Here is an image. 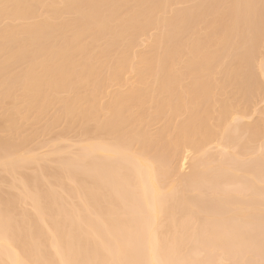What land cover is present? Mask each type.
Segmentation results:
<instances>
[{
  "label": "bare ground",
  "instance_id": "6f19581e",
  "mask_svg": "<svg viewBox=\"0 0 264 264\" xmlns=\"http://www.w3.org/2000/svg\"><path fill=\"white\" fill-rule=\"evenodd\" d=\"M29 1L30 2H34L35 4L32 3L34 5H31V4H29L30 3ZM119 1L120 0H84V1L83 0H66L64 2H61L60 5H62L61 6L62 9H70L72 11L74 10L78 14L81 13L82 16L83 15L85 16V14H86L85 12H87L86 16L89 17V18H86V20H87L86 22H84V19H85L84 17H82L81 19L80 18H77V19L75 18L74 19V22H72V27H71L72 29L74 28L73 30L75 31L74 34H73V36L71 34V37L70 38H67V39L63 40V42H61V44H59L57 46V48H55V51L54 52H52V50H51L52 49L51 46H53L52 45L53 41H51L50 38H51L52 35H54L53 33L57 29L55 27L51 26V24H47L46 21H44V20L41 21V22H39L38 24H35V25H23L19 29L18 28H9L7 30L4 29V30H2L0 32V37L1 38H4V39H7L8 45H9L8 47L11 48L10 54H11V57L14 60H21V59H23L25 57V48L28 49V48H33L34 47V48L37 49V50L34 49V50L37 51L36 53H38L39 51H40V53L41 52H44V53H47V54H48V52L51 53V54H49L48 61L44 64V69H43V71L41 73V76L35 75V72H34L35 68H34L33 65H31L25 71H23L22 73H20V74H18L16 76H13L12 77V78H14L17 81L18 85H20L21 89L25 92V94H26V96H27V98L29 100L28 101L29 103L32 101V102H36L37 104H40V106H42L44 104L43 102H45V99H46L45 96H44V88L45 87L51 86L54 90H56L59 87L64 86L65 83H67V81L70 78H72V76L74 75V72H75L74 70H76V68H78V67L75 66V64L71 61V59H72V55L76 51L81 50L84 47L80 43L81 41H79V39L81 40V37L83 36L82 34H85L87 31H89L88 33H91V32L93 33V29L94 28H95L94 29L95 30V32H94L95 34H97V32H99V31H101V32L104 31L106 33H109V32L111 33V31H113L112 32L113 36H112V39H111V43H112L111 46H116L115 44H118L117 43L118 42L117 41L118 40L117 37H119V35H121L122 37H124V35H126V34L129 33L128 27L126 25V27H127V29H126L127 31L126 32H128V33L121 34V33H123L122 32L123 30L120 31V29H119V28L122 27L121 22H117L118 24L116 23V24H114L110 28V26H111L110 24L113 21L116 20L115 19V16L116 15H115V12L114 11H115V7L117 6V4H118ZM135 1H136L137 4H139L138 7L140 8V11L138 9L137 12L134 11L135 13L134 12L133 13L131 12L132 14H130V12L129 13L127 12L126 15H125V18H123L124 21L127 20V19L128 20L131 19L132 18L131 16H133V21H134V18H135V20H137L138 18H140L138 16H141V17L142 16H145V19H146L147 18L146 17L147 14H148L147 16H149L150 12H151V14L152 13H155L154 9L156 10L159 7L158 6L159 5L158 3H156L157 4V7H155L156 6L155 2H158V0H156V1L155 0H152L153 3H152L151 0H144V1L141 0V3L143 2L142 4L141 3H138V1L140 2V0H138V1L135 0ZM159 1H160V4L163 1L162 2L163 4H161V5L165 7L166 2H168L169 0L166 1V2H165V0H162V1L159 0ZM215 1H221V0H215ZM239 1H241V2L239 3ZM40 2H41L40 0H35V1L34 0H2V1L0 0V14H3V15L5 14L8 17H10V16L11 17L16 16L18 18L19 17L22 18V17H25L26 15L32 14L34 12V7L33 6H37L38 3H40ZM106 2H108V4ZM234 2L236 4V5H234V8L232 7V10L233 11L235 10L234 11V14L237 13L236 15H238L239 12L243 13V15L242 14L241 15L239 14L237 16L238 18H239V16H242V17L245 16V15L246 16L244 18L241 17L242 18V20H241V19H238L236 17V15L232 14V16L234 15V17H235V19H234V17H232L234 20L233 19L231 20V17H229L230 20H231V22H229L230 20L228 22H225L224 21L225 23L231 25V27L230 26L227 27L224 24V22L222 21L223 19H221L222 17L224 18V16L221 17V15L224 12L221 11L222 13H220V11L218 10L219 12L217 13V10L216 9L215 10L214 9L213 10L211 9L212 11H210V9H209L210 8L209 7L210 5L209 4H206V7L208 6L207 8H208V12H210V14L216 13V15H218L220 13V16L218 15L219 18L217 17V19H218V26L219 27H222V29H225V30L228 29L227 30L228 32H226V34L229 33V35H232V33H234V31H235V29H234L235 26H236V28H239L238 27L239 24L237 25V22H236L235 25L232 23V22H235L236 20L237 21L238 20L240 21L238 23L243 24V25H239V26H245V25L249 26L248 28H247V26H245V29H242L243 27L242 28H239L240 30L239 29L238 30L236 29V31H239L237 33L240 34V37L241 38L248 36L245 39H248L250 41V40H252L250 38L253 37V35H254L252 33V31H255L257 29V27H259V26L261 28L264 26V25H262V23L264 22L263 21L264 17L262 15H259V11L257 10L258 8H260V6H261V8H263L262 11L264 10V5H262V4H264V1L263 0H260L258 2V0H256V2H258V4L255 3V1L253 2L252 0H243V2H242V0H237V1H234ZM50 3L51 4L53 3L52 5H56V0H50L49 1V4ZM259 3H262V4H259ZM51 4H50V6H51ZM144 4H145V6H143ZM150 4L151 5L153 4V5L151 6ZM154 4H155V6H154ZM240 4H242V5H240ZM250 4H252V5H250ZM161 5H160V8L163 9L164 7L162 8ZM197 5H196V7H194V9L196 8L195 9L196 11L193 8H191L189 11H186L187 13L182 11L181 13H183V14H181L180 12H179L180 14L179 13L177 14V12H176L174 14L175 17H173L174 16L173 15L169 20H164L163 21L164 24L165 23H169V22H173V24L176 23L175 25L177 27H173L174 25L172 23L171 24L173 26H170V27L172 28V33L175 34L176 32H178L176 34H179L180 33L179 31H181V33L184 32L183 29H181L183 27H180V26L181 25H184L185 23L187 24V22L189 21L188 22L189 24H187V26L189 27V29L187 27V30H188L187 32H190V30H191L190 27H193V26H191L190 23H192V25H194L193 24L194 21L196 22V20H198V19L201 18V17L199 18V15H196V12H197V14H199L198 11H201V10H202V12L205 11L204 8L203 9L201 8L199 10V7H198L199 5L198 6ZM203 5L205 6V4H202L201 6L204 7ZM254 5H257V6H255V8H254ZM8 6H10L9 9H7ZM236 6H239V7L241 6V8L236 7ZM242 6L244 7V9H242L243 8ZM107 7L110 8L109 11L106 10ZM212 7H214V5ZM216 7L219 8L218 5ZM256 7H258V8H256ZM57 8L58 7H56L55 9H57ZM250 8H252V9H250ZM197 9H198V11H197ZM245 9H246V11H245ZM81 10H82L83 14H82V12H80ZM160 10H158V11H160ZM192 10H193V12H191ZM206 11H205L206 14L205 13L204 14L205 15L209 14ZM244 12H247V13L244 14ZM260 12H261V10H260ZM50 13H52V11H50ZM185 13L186 14H189L188 16H190V18ZM193 13H195V15ZM261 13H263V12H261ZM55 14H56V11L52 13V15H55ZM135 14H136V17L134 16ZM184 14L186 15L185 17H184ZM81 15H79V17H81ZM191 15H192V17H191ZM255 15L256 16L258 15L262 19L263 22L261 21V19H259V17L258 18L255 17ZM177 16H178L180 22L186 20L185 18H187V17H188L187 19H189V20L188 21L186 20L185 23H183V22L177 23L178 22V18H176ZM180 16H183L184 18L183 17H181V18H183L184 20H181ZM201 16H202V18H205V17H203V13H202ZM247 16L248 17L250 16V17L248 18ZM126 17H127V19H126ZM193 17L194 18L196 17L195 20H194ZM143 18L144 17H142V21H143ZM173 18H174V20H173ZM191 18H193V19H191ZM254 18H256V20H258V21H261V22H259V25L257 24L258 21H256ZM145 19H144V22H147V19L148 18L146 19V21H145ZM217 19H215L216 21L214 20L215 21V24H213L214 26L217 25ZM219 19H221V22H223L222 24H221V22H219L220 21ZM128 20H127V22H131L132 21V20H130V21H128ZM190 20H192L193 22L192 21L190 22ZM243 20H245L246 22L243 21ZM174 21H175V23H174ZM127 22H125V23H127ZM212 22H211V25L209 24L210 22L208 23L209 25L206 24L207 22L206 23L204 22L206 24L205 27L206 28H208L209 26L211 27L212 26ZM255 22H256V24H254ZM219 23L221 24V26H220ZM223 24L227 28L226 27L224 28ZM84 25L87 26V28H86L87 30H85ZM115 25L116 26H119V27L117 28ZM233 25H234V28H233ZM255 25H258V26H255ZM91 26H93V27H91ZM114 26L116 27L115 29H117L118 31H116L113 28ZM140 26H142V27L140 28ZM140 26H137V27H139V29L142 30V28H143L144 25L141 24ZM166 26H169V25L167 24ZM218 26L217 27L215 26V27L216 28H219ZM81 27H83L82 29L85 32L83 30H82V32L79 30V28H81ZM88 27H89V30H88ZM99 27H102L101 29L104 28L107 31L106 30H100V29H98ZM178 27H180V28L177 29ZM210 27H209V32H211L210 30H213V31L215 30L214 27L213 28L212 27L210 28ZM130 28L131 27L129 26V29ZM133 28H134V25H133ZM173 28H174L175 31L173 30ZM249 28L250 29L253 28V30H250ZM110 29H112V30L110 31ZM231 29H233V30H231ZM258 29L255 32H258ZM77 30H79L78 33L76 32ZM96 30H99V31H96ZM135 30H133V31H135ZM192 30H193V28H192ZM225 30L222 31V36H220L221 33H219L220 35L217 34V36L219 35L217 38H219V37L220 38L221 37L223 38V32H225ZM241 30H242V33H241ZM247 30H250V32L252 33V35ZM262 30H264V27H263V29H260L259 32H258L260 36L262 34L264 35V32H262ZM124 31H125V29H124ZM236 31H235V33H236ZM244 31L247 32V33L245 34ZM185 32H186V30H185ZM80 33H82L81 34L82 36L80 35ZM237 33L235 35L233 34L237 39L234 37V41H232V40L229 39V38H231V36L227 35L229 38H226L227 36H225V38H226L225 42L226 41L227 42L230 41L233 44H235V45H233V47H236V46L238 48L240 47V49L242 48L243 50H246V51H243V52L249 53V54H245V53L243 54L242 53L243 55L241 54L242 55L241 56L239 54V53H241V51L239 49L238 55H240L241 57L235 59L237 61L240 59L239 63L236 62L235 60H234V62H236V64L234 62H232V60L234 58L230 61L231 64L234 63L235 65H238L239 68H237L233 64V66L236 69L235 70V69H233V66L231 64H229L228 67H229L230 73L227 72V71L225 73L223 72L224 70H228L226 68V69H224L221 72V75H222V73H224L225 75L227 73H229V74H227V76H229V75H231V72H232L231 70H233L232 73L233 74L235 73L234 75L237 78L240 79V80H238V81H240V83L237 82V83H239L238 84L239 87L237 86V88H235V89H237V93H240L241 94V96H242L241 99H243V100H245L247 102L245 104V106H247V104H249V106H251L250 103H249V101L254 97L253 96L254 95L253 91H255V90H253L254 88L252 87V82H251V85H250V88H249L250 91H249V89H246V88H247V85H249L251 79L254 78V77L257 78V76H255V74L253 75V73H252V72H254L253 71V68H252V72H251V70L250 71H246V70L249 69V66L252 64V61L253 62L255 61L254 60V57H253V52H256V50H254L253 48L256 45L253 44V41H251V42L248 41L249 42V45H251V46L254 45L253 48H252L251 46H249V45L246 44L248 42H246L244 38H243L244 39L243 43H242V40H241V43H238V42H240V39H239V36H237L238 35ZM248 34L251 35V36H249ZM18 35L27 36L28 38L25 41H18L17 40L18 39ZM233 35H232V38H233ZM114 36L117 39H114L113 38ZM163 36H165L164 37L165 39H166V36H167V39L169 38V40L171 41L170 36H169V33H167L165 35L163 34L160 37L158 36L155 40L158 39V42H159V40L162 39L161 41L164 42ZM47 37H49V38H47ZM257 37H255V39ZM261 37H259V39ZM225 38H223L222 40L219 39V40H221L220 41L221 42L220 45L225 44V42H223ZM113 40H115L117 42L115 43V41L113 42ZM169 40H166L165 42L168 41L167 44H169V42H170ZM236 40H239V41H236ZM49 41H50L51 44L48 43ZM235 41L237 43H234ZM258 41H260V40H258ZM258 41H257V43H259ZM158 42L151 41V43L154 44V45L156 43L158 44ZM196 42H197V40H196ZM196 42H195V45H196L197 50H196V48L194 46L195 50L192 53V55L193 54L195 55V52L197 51V53H196V57H197L196 59H197V61H195L194 57H192L191 54H190V57H186V59L187 58L188 59L185 61V64H184V61H183V65L185 66V72H187L188 70H192L193 69L192 72L190 71V72L187 73L188 74V77L191 79L190 80L191 82L189 81L190 82V85L187 84V83H189L188 81L186 83L190 87V88H188L186 86L188 89H190L191 95L188 94V92L190 93V91L188 89H186V87H185V89L183 87V86L186 85L184 82L186 81L185 79L187 78V76H186L185 79H184L185 75L184 76L181 75V76H183V78H181V79H180V76H178L179 73L180 74L183 73V72H180V71H184V68L181 69V67H180L181 70H179V68L176 67L179 70L178 71L176 69L177 70L176 73H178L177 76H176L175 75V72H174L175 70H172L171 68H174L175 69V66L178 63L176 64L174 62L173 65L168 64L169 65L168 68L166 67L167 65L165 64L167 61H168L167 63H169V61H171L170 59L173 60V58H175L174 56H176L180 52L179 49H181V47H182L181 45H184V43H181L180 42L179 45L176 44V45H178V47L180 46L178 48V50H176L177 52L176 51H173L172 45L174 46V44H172V42L170 43L169 46L164 43V48L162 47L163 44L161 46L160 45L161 43H160L158 45L156 44L157 46L163 48L162 57H159V55H157V58H156V62L158 63L157 66L160 65V67H157V69H155L156 66L155 67H151L152 64L151 65L150 64L148 65V64L145 63V65H147L146 67H148V69H149L148 71H151V72L155 71L156 72V70H159L156 73L153 72V75H152L153 78H151V80L154 79V78H157L158 79L160 76H162V77H160L161 81H158V80L156 81V84L159 83L160 88H158L159 87L158 84L156 85L157 87L154 86L158 90L157 89H154L153 87H151V89H153V90H149V91L150 92L151 91H154V92H151L150 95H149L148 88L146 90H144V89H138L137 88L138 90H140V92H142V90H143L146 93L145 94V93L142 92L143 94L141 95L140 92H137L136 90H134L136 88H134L132 86V88H134V89L132 90L131 87H130L131 89L128 88L129 93H127V91H125L126 92L125 94L124 93H122V94L121 93L114 94V95L111 96L110 102H108L107 104L103 105L102 108L97 107V109L100 108L99 110L104 111L106 113L105 121L104 122H101V126L99 125L100 123H98V126H100L99 131H100V129H102L101 127H103L102 131H104V129L105 130L106 129H109L108 132H110V135H111L112 130H114L113 131V133H114L113 135H116L117 136V133H118V136H117V138H114L116 136H111L115 140H113L110 137L109 142L112 143V144H110L109 142H108V144L107 143L105 144V142H102V139H101V142L99 141V142H96V143L95 142H92V143H89L87 145L85 144L86 145L84 147L85 152H86L85 153V157L82 155L83 154L82 151L80 152L82 154L79 153V155H81V160L85 159L86 157H91L90 159H92V160H90V161H92V163L91 162L90 163L87 162L89 169H88V172H86V173H88V174H86V176H84V173H85L84 172L83 175H82L84 178L88 177V179L86 178L88 181L85 180L82 183L79 182L78 183L79 184V188L77 187L78 184L77 185L75 184L76 185V188L78 189V191H77V189H75V190H76V193L77 192L78 193H77V196L75 195L73 197L74 198L76 197L77 200L76 199L75 200L76 201H79V205L80 206L77 205L78 202H76V205H74L73 201H71L69 203L68 201H69L70 197L69 198L68 197H65V196H67L66 194H68V196H69V194L71 195V193H73V191H71V193H70V191H68V190H71V189H69V188H71V185L68 186L70 183L68 185L65 184L66 185V187H65L64 181H69L70 180V182H71V180H74V181L81 180L80 178H78V174H79V177H80V172L79 171H78V174H77V173H75V171H73L72 168H70V170L72 169L71 171H73V172H71L69 170V166L70 167L73 166V165H69V164H71L72 161L75 160L73 157H71L72 159L70 158L72 161H69V158H68V160L67 159L65 160V162L67 164H68V161L70 162L68 164V166H66V163L64 161H62L63 163L60 162L61 165L62 164H65L66 168L68 167L67 168L68 170L65 168V166L62 165V166H60V169L57 168L58 170H56V172H54V174H53L54 175V178L52 176L53 179H56V184L58 183L56 186L59 185L60 186V189L62 188V191L65 190L67 192L61 198H64L65 197L63 201H66V199H68V201H66V203L68 202L70 205L67 203L68 204V206H67V204L65 202H63V201L61 202L60 196H61V194H63V192L61 190L58 192L60 194V196L59 195L56 196L54 194V193H56V194H58V193L55 192V189H53V188H50V189L48 188V190L45 189V190H43L44 191L43 192L42 189H40V187H38V186H40L39 185L40 182H39L38 185L36 184V183H38L37 182L38 179H36L37 177H35L33 179L31 176H30L31 178L24 177L22 179V181H23L22 188H21L22 191H21V193H19V196H18L19 199L16 198L17 196H15L16 199L15 198H10L9 200H7V198H9L7 196H6L7 198H4L3 199L2 195L0 194V205L3 206V207L0 208V211L2 210V212H0V264H177L179 261L183 260V258L186 257V259H184V260H187V258H189L187 256H190L191 257V255H193L194 253H197L198 252L197 250L199 249V245H201V244H203L205 246L204 248H206V246H207L206 252L208 251L207 249L209 248V246H212L213 250H214V247H215V250H217V251L211 250L212 252H210V253H214V252L216 253V252H220V251H222V253H223V250L225 251V253H227L228 248H227V250H225L224 247H223L224 249H222V244L225 241H227V240L230 241V239H231V241H230L231 243L230 242H225V244H223V245L226 247L227 245H229L228 243H230V247H231L232 244H233V247H232L233 250H234V247H236L237 245H241V247H243L246 242H247L246 244H248V246H252L251 245V242H254L255 239H256V238L254 239V237H257V235H255V234H257V233H255L256 231L254 232L255 234L252 233V231H251V233L255 235V236H253V241H252L250 239H247V238H249V237L252 236L251 233H250V235H251L250 236V235H248L249 233L248 234L247 233L245 234V232L244 233L243 232H238L241 229L240 230L237 229V231H234V228L236 226L232 223L231 226L233 227V225H234L233 229H230L231 226H229V228L226 227L229 224L228 223L226 224L223 219L220 220V222H221V224H220L218 222V219H219L218 216H217L218 219H216L215 221L213 220L215 222V224H214L215 227L214 226H211L210 228H214V230L217 231L218 228H220V227L221 228H224L225 227V228L229 229L228 230L229 233L228 232L226 233V230L224 232L223 229L222 230L220 229L222 232L216 233V234H218V236H216V234L213 232L214 230L213 229H210L209 232H210V234L212 232L214 233L215 236H213V239H214V237H215V239L213 240L212 237H211V238H209V240H207L208 237H206V235H204V234L201 235L199 233V232H202L203 231L202 228H199L197 230L198 233H199V239H200L201 236L204 239V240L203 239L202 240L200 239L202 241V243L200 242L201 244L199 243V245H198V243L195 242V241H197L196 239L195 240L193 238H192L193 240L191 238H190L191 240L190 239H188V240L186 239V238H188L190 236L191 237H194L195 236V233L193 231H196V226L197 225L199 227H201L200 224H202V223H198V222H200V220H202V222H204L203 220L206 217H204L203 219H201L203 216L200 217L201 216V215L199 216L200 213L197 214L200 217V218H197L198 216L196 217V219H198V222H197L198 224H196V226H193L194 223H196V222H193L192 224L189 225L190 228L193 226V227H195V229L194 228H191V229H194L192 231V230H189V228H187L189 222L186 219L187 216H186V214L183 213V211H185V213H186V211H187L186 205H187V203L190 204L192 202L193 199H191V198H193V197H191L192 196V193H191V196H190L191 198L189 197V195L187 196V194L185 192H181L183 194H180V191H183L182 190L183 188H181V187H186V188L188 187V188H192L194 191L195 190L197 191L198 188H199L200 179H203V178L206 179L207 178L206 176L203 177L204 176V173H206L207 171L211 170L210 167H212V166H209V164H210L209 161L210 160L209 159H206V157L209 156V153L204 158H201V157H203V156H201L200 157L201 158L200 160H199V157L198 156L197 157L194 156V157L198 158V160L187 164V162H189V160H190V157L187 159V157L184 156L185 155V151L186 152H190V153L192 152V154H193L196 150H201L202 149V146H204V144L209 139H211L213 136L216 135L217 129H218V131H220L219 129H222L220 131L221 134H222V137H221V139H219V141L220 142L223 141V142L220 143V144H222L220 146V148L223 146V143H224L225 138L229 139V141L232 142L234 139L239 140L238 137L244 139L243 138L244 137L243 135L245 133L243 131L238 132V129L241 130V127L239 125H237L238 127H233L235 129L231 128V131L232 132L237 129V132L238 133H236V131H235V133L237 135L236 136L237 138L231 132H229L230 134H227V135L225 134L226 133L225 132L226 129H225L224 126L226 124H227L226 126H228V124H229L228 122L226 123V121H227V118H228V111H230V110H228V108L230 107L231 104L228 105V106L225 105V102L228 99H226V96L227 95L225 96L224 95V92L222 94L224 96H222V95L220 96L222 98L225 97L224 104H222L219 108L217 107L218 110H216L217 111L216 113L218 114V118L215 119V121L214 120H211L212 118H214V115L217 116L215 114V112L213 110H211V109H214L213 107H214V105L217 102H218L217 105L218 104L220 105V102L219 101L221 99L219 96H218V98H220V99H218L217 97L214 96L215 95L214 94L215 91L213 92L212 88L216 87V89L218 90V88H219V87H217L218 85L220 86V84H221V86H222V84H226V86H227L228 85L227 83H229V82L217 84V81L216 80L218 78H215V76H217V75H215V73H214V75H215L214 76L213 73H211L213 69H211V67H209V64H208L207 59L206 60L204 59L205 58L206 51H207V53L210 52V51H208L207 48L211 46L210 43H212V42L211 41H208L209 43H207V44L210 45V46H208V45L206 46V44H204L202 42L204 44V46H203V44L200 42L201 44L198 45V47H197ZM217 42H219V41L217 40ZM227 42H226L227 45L225 44L226 46H228V44H229ZM219 43H215L216 44L215 45V48L217 47V44L219 45ZM261 43H259V45ZM192 44H194V43H192V41H190L188 48L189 47L191 48V46H193ZM241 44L243 46H240ZM80 45L83 46V47H81ZM166 45H167V48H166ZM225 45H223V46L225 47ZM1 46H2V44H0V47ZM175 46L173 48L177 49L176 48L177 46L176 47ZM201 46H203L205 49L203 47H201ZM229 46H232V44L229 45ZM246 46L249 47V48L251 47L252 49H249ZM168 47H171V49L169 48L171 50V52H169L170 50L168 49ZM198 48H200V49L203 48L204 50L203 49L200 50ZM221 49H224V48H221L220 47V51H221ZM255 49H256V47H255ZM166 50H168V52H169L168 54L171 56V58L167 54V51ZM164 51H166L165 52L166 55H164ZM217 51H218V48L214 50L215 55H216ZM250 51H251V53H250ZM174 52H176V53H174ZM199 52H201V53L199 54ZM203 52H204V54H202ZM173 54H176V55L173 56ZM201 54L203 55L202 58H200L201 57L200 56ZM211 54H213V52ZM123 56H125V55H123ZM213 56H214V54L210 56V58L212 57L211 59H209L210 61L212 59H215L216 58V57H213ZM165 57L167 58V60H166ZM207 57H209V55ZM160 58H161V60H160ZM168 58H169V60H168ZM118 59L121 60L120 57ZM162 59H163V61H162ZM189 59H192L190 61L191 63L194 61L193 63L198 68V70H197V68L195 66H194V68L197 71H195L194 68H191L190 67V65L192 66V64H190ZM216 59H218V57ZM86 60L87 61L83 62V64H81V66L79 67V74L76 77V79L78 78L80 80V83L82 82L81 80L85 81L88 78H90V76L92 75V72L95 71V70H93L92 65L89 64L88 59H86ZM144 60L145 59L142 60L143 63H144ZM161 61H162V63L164 65H166L165 67L163 66L162 63H160ZM215 61L216 60H213L212 64L215 63ZM142 62H140V63H142ZM186 62H187V65L189 63V66L188 67L186 65ZM216 62L217 63L213 64V66L216 65V64H218V61H216ZM120 63H122V62H120ZM241 64L243 66L246 64L247 69L244 66L246 70H243L242 71L240 69V67H243ZM170 65H171V67H170ZM252 65L250 66V68L253 67ZM161 66H163V67L161 68ZM172 66H174V67H172ZM4 67L5 66H3V65L0 66V72L4 71ZM143 67L144 66H142L141 70L144 71ZM207 67L210 68L209 71H208V69L206 70ZM244 67H243V69H244ZM152 68L154 70H150ZM163 68H166V69H163ZM161 69H163V71ZM117 70L118 69H116L115 72H117ZM138 70H140V68L139 69H136L137 72H138ZM141 70L139 72H142ZM202 70H204V72L206 74H208V75H211L212 74L214 76L215 79L214 78H211V76H209V81H210V79H211V81L212 80L213 81L215 80V82L212 81L211 84L213 85V83H215L216 86L213 85L212 88H209V86L211 87L210 83L208 84L209 86L207 84L203 85L204 82L202 83V81H205L206 79L208 80V78L206 77L207 75ZM215 70H217V69H215ZM160 71H162V74L163 75L160 74V76H157L158 72H160ZM240 71H242V72H240ZM115 72H114V75L116 74ZM118 72H119V70H118ZM139 72H138V75H140V76H138V77H141L143 75V73H140L139 74ZM151 72H148V73H151ZM201 73L202 74L204 73V75H202L203 76L202 79L200 77V74ZM154 74L156 76H154ZM250 74H252V75H250ZM114 75H112L113 76L112 78L114 80H117V79L114 78V77H116ZM150 75L147 76V77L149 78ZM225 75H224V78H226ZM232 75H231V77L234 76V75L233 76ZM235 76L233 78H235ZM204 77H206V79ZM231 77H230V79H231ZM73 78H75V77H73ZM142 78H143V76H142ZM219 78H220L219 79V82H220L221 81V77H219ZM237 78H235V79L237 80ZM256 78H254V79H256ZM118 79H119V75H118ZM178 79H180L181 81L179 82ZM183 79L185 81H183ZM203 79H205V80H203ZM230 79L228 77L226 78L227 81H229ZM254 79H252V81H254ZM77 80H73V82H76ZM155 80L156 79H154V81ZM207 80L205 82H207ZM224 80H223V82H224ZM248 80H249V83H248ZM181 82H183L185 85H183V83H181ZM232 82H234L233 79H232ZM232 82L230 80V83L231 84H232ZM180 83L183 86H180ZM234 83H236V82H234ZM75 84H77V82L74 83L73 85H75ZM231 84H230V87L232 86ZM255 84L257 85L258 83H255ZM224 87H225V85H224ZM257 88H259V87L257 86ZM159 89H160V91H159ZM219 89H223V86H222V88H219ZM183 90H187L188 92L187 91H183ZM258 90L255 91V92H259ZM152 93H153V96L156 95V94H159L158 96H160L161 94H165V97L167 96V98H165L164 95L163 96H160L161 99H162V97H164L163 100L165 99V101H166V99L169 101L168 98L171 97L170 98V103L173 102L174 104L172 103V105H171L168 101H166V103L168 102V106L171 105L172 107H174V105L177 106V107L179 106L178 108L176 107V110L178 112L180 111L179 108L181 109V107H183V110H181L180 112H184L185 111L184 109L188 106V109H186V111L189 110L188 111L189 114L187 112V115L186 116L185 115L184 116L181 115L183 118L186 117L188 119H186V121L184 119L185 123H183V125L181 126V128H178V131H177V133L179 132L178 134L175 132L176 128L174 129V132L177 135L174 134L175 135V138H173L174 136H172L171 138H173V139L170 138L171 139L170 141H169V138H168L169 137V134L167 135V132H165V131L168 130V129L165 130V126L166 127L168 126L167 124L164 126V128H163V124H162L161 132H158L159 131V129H158L157 134L155 136L153 135L154 136L153 138L150 137V136H152V134L150 136H148L147 133L144 132L148 137H150V138L147 137L148 139H145V141H144V137H145L144 136V133H140V132L139 133L138 132L136 133L135 132L136 130L134 129L135 125L132 126L133 125L132 122L135 119L133 121H131V123H129V125H128V122L127 121H130V119H131L129 117V115L131 116L130 113H136V116L137 117L140 116L138 118H141V122L139 121V119L138 120H135V121H138V122H140L142 124V121L144 120V119L142 120V117L144 118V116L142 114L139 115L140 114L139 112H145L146 111V109L143 110L142 108H143V105L145 104L143 101L144 100L145 101L147 100V99H144L145 97H143V95L144 96L147 95V97L149 95L150 97L153 98ZM182 93H183V95H182ZM225 93H226V91H225ZM136 94L137 95L140 94V96H142L143 99L141 98V100H139L140 98H138V96H137L138 100H136L137 99L135 97ZM240 94H237V95H240ZM168 95H169V97H168ZM185 95H188V97H185ZM173 96L176 98V101H175L176 103L174 101L171 102V99H173L172 98ZM182 96H184V99L185 100H183V97ZM258 96H255V97H258ZM150 97H149L148 101L154 100V98L152 99ZM157 98L159 99V97L156 96L155 97V100ZM186 98L189 99L187 101L188 105L186 104ZM227 98H231V97L230 96L229 97L227 96ZM239 98H237V100ZM158 99L156 100L157 101V104H155L156 102L154 100V102L152 103L151 107L154 106V105L160 104V103H158V101L160 102L161 99L160 100H158ZM198 99H201V102H199L200 100H198ZM202 99L204 100V102L206 101L205 104L207 106H209V107L210 106H213V107H211V109L209 107H206V105L204 104V102H202L203 101ZM234 99H236V98L234 97ZM163 100L161 102L162 104L158 105L157 107L155 106L157 109L154 107V112L157 111V112H155L156 114L157 113H159V114H162L163 113L162 110L165 109V108H162V107L166 105V104H163L164 103ZM215 100L216 101L218 100V101L215 102ZM229 100H228V102H230ZM245 101L243 103H245ZM252 101H253V99H252ZM252 101H251V103H252ZM139 102L140 103L143 102V104H141L142 106L140 105ZM179 102H181L183 104H180ZM178 103H179V105H178ZM207 103L208 104L213 103V105L212 104L211 105H208ZM239 103H241V101ZM184 104L187 105V106H181L180 107V105H184ZM199 104H200V107H199ZM202 104H204L205 106L204 107L202 106L203 109H200V108H202L201 107ZM165 107H167V106H165ZM172 107L170 108V106H169L168 108H170L172 110ZM196 107H197V109H194ZM133 108L134 109L135 108H138V109H140L142 111L136 112V109L134 111ZM208 108L210 109V111L208 110ZM170 109H168V110H170ZM198 109H199V111H198ZM152 110H153V108H152ZM173 110H174V108H173ZM249 110H250V108H249ZM160 111H161V113H160ZM166 111H167V109L164 110V112H166ZM172 111H170V112L173 113L174 111L173 112ZM177 111H176V113H177ZM186 111H185V114H186ZM192 111H194V112H192ZM210 112H211V114H210ZM213 112H214V114H213ZM244 112H245V107H244ZM250 112H251V110H250ZM127 113L129 114L128 116H127ZM147 113H149V111ZM152 113H153V111H152ZM204 113H205V115L209 113L208 114V115H210L209 120H211V121L204 119L205 118ZM229 113L235 115L236 112L234 111L233 113L232 112H229ZM124 114H126V116ZM177 114L179 115V113H177ZM245 114H244V116H247V112ZM212 115H213V117H212ZM238 115L239 116L241 115V117H242L243 114H240V112H239V114L237 113L236 116H238ZM146 116H148V115H146ZM172 116L174 117V115H172ZM187 116H189V117H187ZM201 116H204L203 117L204 120L201 119L202 118ZM232 116L233 115H231V117ZM127 117H129V120H128ZM134 117H135V115H134ZM199 117H201L200 120H199ZM155 118H156V116H155ZM196 119H198L200 123ZM234 119H235V117H234ZM234 119H232V120H234ZM147 120H148V118H147ZM236 120H238V119H235L234 121H236ZM135 121H134V124H135ZM171 121H172V119H171ZM196 121L198 122V125H197V122ZM195 122H196V125L197 126L195 125ZM210 122H214V123L211 124ZM231 122H233V121H231ZM102 124H103V126H102ZM124 124L125 125L127 124L128 126H130L129 129H130V132L131 133H128L127 132L128 130H126V132H127L126 135H129V134L132 135L133 134L132 133L133 132L132 129H134V132H135V134H133L135 136L134 143H136V142L138 143L140 141L139 144L140 143L142 144V146H141V148H140L139 151H138V149H139L138 147H135V149H136L135 151L133 150L134 148L132 149L133 151H131L130 149H127L128 147L126 148V145L125 144H123V140L125 142L126 138L125 139L121 138L120 137L121 134H119V133H122L123 134L124 131L123 132H120V131H122L121 129L123 127L126 128ZM130 124H132V125H130ZM143 124H144V121H143ZM148 124H149V122H148ZM175 125H176V127L178 126V124H175ZM230 125H231V123H230ZM256 125H257V123H256ZM120 126H122L121 129H119ZM144 126L141 125L140 127L145 128ZM252 126H253V124H252ZM255 126H253L252 129H254V128L256 129ZM259 126H260V124H259ZM148 127H150V126H148ZM178 127H180V125ZM231 127H232V125H231ZM259 128H261V127H259ZM170 129H171V127H170ZM179 129H180V131H179ZM215 129H216V131H215ZM247 130H249V129H247ZM146 131H148V130H146ZM253 131L251 130V134L250 135L253 134L255 136L256 133L254 134ZM256 131H257V129H256ZM260 131L262 133V130H260ZM115 132H116V134H115ZM169 132L172 133L171 130ZM241 132H243V133H241ZM246 132L248 133V131H246ZM105 134H106V132L104 133V135ZM195 134H197L196 135L197 137L195 136ZM126 135H124V136L127 137ZM239 135H241V136H239ZM250 135L247 136V137L248 138L249 137L252 138ZM256 136H257V134H256ZM258 136H260V135H258ZM131 138L132 137L130 136V140H131ZM137 138L142 139V141L141 140L137 141ZM218 138H220V137H218ZM103 139L105 140L104 137H103ZM111 139L113 140V142L110 141ZM213 139H214V137H213ZM249 139L246 138L245 139V142H246V140L248 142ZM130 140H129V142H130ZM217 140L218 139L216 137V141ZM253 140H255V139H253ZM219 141H217V142H219ZM239 141H241V139ZM234 142L236 143V141H234ZM243 142H244V140L241 141V142H237L236 144H238L240 146V144L242 145ZM87 143H88V141H87ZM128 143H127V145H129ZM227 143L225 141V144H227ZM246 143H245V145H247ZM210 144H212V143H210ZM229 144L230 143H228V145ZM131 145L132 144H130V147H132ZM216 145H219V144L216 143ZM228 145L226 146L227 147L226 150L229 149ZM134 146H136V144ZM205 146H206V144H205ZM236 146L237 145H235L234 147H236ZM249 146H242V147H244V148L245 147L246 148L248 147L249 148ZM204 148L205 147H203V149H202V153H201V151H199L200 154H203ZM261 148H259V149H261ZM180 149H181V151L184 150L183 151L184 152V155H183V153H181V151L179 152ZM240 149H241V146H240ZM262 149H264V148H262ZM236 150H238V149H236ZM243 150L244 149H242L241 152ZM136 151L138 153H136ZM204 151H206V149ZM210 151H211V149H210ZM254 151L257 152V150H253L251 153H254ZM260 152H262V151H260ZM240 153H238V154H240ZM242 153H241V155H242ZM258 153H259V151H258ZM238 154H235L234 157H236V155L237 156H241V155H238ZM259 154H257L256 156H258ZM79 155H76L75 157H79ZM203 155H205V152H204ZM246 155H248L247 152H246ZM263 155H264V153L262 154V156ZM10 156L11 155H9V154L8 155H6V154H3V155L0 154V166L2 168H4V169H2L4 172L7 171V170H9V169H11L14 165H18L22 161H26V160L31 159V157H15V156L10 157ZM190 156H191V154H190ZM213 156H215V155L213 154ZM227 156L229 158H231V159L233 157V156L231 157V155L228 154V151H227ZM221 157H223V155ZM228 157L225 158V156H224L223 158H220V159H222L223 161H226V162H228V161L230 162V160H228ZM161 158H165V161L167 160V162H168V163L166 162L168 164L167 166L171 167L170 168V172L165 173L167 175L169 173H172V174H170L171 177L169 176L171 179H173L174 177H176L178 175L179 168L183 167L185 164H187V166L190 165L189 166V173H188V175L183 176V177H181L179 175L180 176L179 179H178V177H176L178 179V182H184V183H181V184H183V186H181V184H179L178 182H176L177 180L176 181H172V182L170 181V183H172L173 186L171 184H169L168 181H166V182L169 185L168 184L167 185L165 184L166 182H165L164 179H166V178H164V179L162 178L165 175L164 174L165 170H162L163 168H161V162L163 164H165V163H164V161L161 160ZM256 158L259 159L258 161H262V159H264V158H261L260 156H258ZM93 159H95V160L100 159L101 162L99 161L100 163L98 164L97 162H94L95 160L93 161ZM178 159H179V162L180 163L177 166L178 167V169H177L178 171H177V173H175V172H173L174 171V168H175V164H176L175 161H177V164H178ZM186 159L188 160L187 162H186ZM76 160H77V158H76ZM79 160L80 159H78L77 162L74 163V164H78V166H76L77 170L80 169V166H83V164H80L81 163V160H80V162H78ZM83 161H85V160H83ZM121 161H123L125 163L126 162L129 163L128 166H130V167L123 166L124 164H120ZM217 162H218V159L216 160L215 164ZM226 162L224 163V165L228 164ZM262 162L264 164V161H262ZM232 163H229V165L232 166ZM173 164H174V166H173ZM263 164H258V165L260 166V165H263ZM224 165L222 166L221 170L224 169ZM258 165H256L255 168H253V167L251 168V169H253V170H251L252 172L255 170L253 174H251L252 172H247L250 169L247 170V168H244L245 166L244 167H241L242 169H240V170L246 169V170L241 171L243 173L242 175L245 174L246 178H248V179L249 178L250 179L253 178V180H251L252 182L249 181V183H252V187L251 188H250V184H248L249 187L247 189H248V192L249 193L247 192V189H246L247 184H244V180H242L243 183L240 182L242 184L241 187H243V188L241 190L242 192L239 193L240 194L239 197L242 198V196H244L245 194L248 193V195L250 196L248 198L254 197V200L256 201V206H258L259 208L252 207V209L255 208L253 211H252V209L251 210H247V209H245L243 207V205L245 204L248 208H251V207H249V205L250 206H254V204H253L254 203V200H252L253 202L252 201L249 202V199H247L248 202L246 200V202L244 201L245 203L240 204L239 202L242 201V199H240L238 197L239 198V201H238V199L235 196H234L235 197V200L232 199L231 200L232 202H228V203H231V205H232V203H233V205L234 204L236 205L237 202H238V204H237L238 206L237 207L235 206L237 209L234 207L235 208V211L230 212V213H233L235 215L234 216V218L236 217L235 219H237V218H239V219H245L246 218V220L248 218L251 219L252 220V224L249 223L250 221L247 224H251L252 226L254 224H255V226H258V224L260 225V223H261L260 221L264 220V218L262 220H261V218H260V220L258 219L261 216L264 217V202H263V204H260L259 205L260 202L262 203V201L259 200L261 197L260 196H259V198L256 197L257 196L256 194H258V195H260V193L261 194H264L263 193L264 192V189H263L264 187L262 186L263 184L261 183V181L262 182L264 181V179L261 176V175H264V172L262 173V171H264V167H261V169L263 168L262 170L261 169L258 170V168H259V167H257ZM164 166H166V165H164ZM167 166H166V168L168 169ZM232 168H234V167H232ZM236 168H238L237 164H236ZM236 168H234V169L236 170ZM186 169H187V167L185 168V170ZM83 170H85V169H83ZM227 170L229 171V172L227 171V173H230V171L233 170V169L229 168ZM175 174H176V176H174ZM221 174H223V173H221ZM183 175H184V173H183ZM242 175H240V179H241V176ZM82 176H81V178H82ZM223 176H225V174L222 175L221 177H223ZM169 177L167 179H169ZM210 177H211V175H210ZM42 178H46V177L44 176ZM161 178L164 180V182H163V180ZM226 178L228 179V176ZM230 178H232V176H230ZM233 178H235V176ZM243 178H245V177L242 176V179ZM171 179H169V180H171ZM205 181H207V180H205ZM205 181H204V183H205ZM210 181L212 182L211 183V187L213 186L212 185L213 183H215V184L217 183L216 185H219L218 182H216V179H214V182L212 180H210ZM233 181H235V180H233ZM233 181L230 184L228 183V185L236 184V182L233 183ZM226 182H227V180L225 181V183ZM257 182H260V184H262V185L255 184V186H257V187L254 188L255 190L253 189V191L251 193L250 189H252L253 187H255L253 183H257ZM175 183L176 184L178 183L181 187H179L178 184L176 185ZM215 184H214V186H215ZM220 184H223V180H222V182H220ZM243 184L245 185V187H244ZM174 185L178 189L176 187H174ZM258 185L261 186V189L258 187ZM202 186L199 189L200 190L202 189L204 191V189H206V186L203 185V184H202ZM219 187H220V185H219ZM231 187L232 186H230L229 188H231ZM33 188H34V191H32ZM130 188H131V190H130ZM186 188H185L184 191H189L190 190V189L187 190L188 188L187 189ZM213 188L215 190H217L215 187H213ZM209 189H212V188H209L208 187L207 190H209ZM224 189H225V187H224ZM243 189H245V190H243ZM50 190H54V192L53 191L51 192ZM178 190H179V194H180L181 197L176 195V194H178ZM202 190H201V194L202 193H205V191L203 192ZM222 190H223V188H222ZM190 191H192V190H190ZM217 191H219V190H217ZM220 191H221V189H220ZM229 191H232V190L229 189ZM235 191H233V192H235ZM28 192L30 193V196H28L29 195ZM206 192L208 193V191H206ZM223 192H225V190ZM243 192L244 193L247 192V193L244 194ZM184 193L187 196V198H184L183 197V196H185ZM195 193H197V192H195ZM198 193H200V191ZM219 193H221V192H219ZM242 193H243V195H242ZM20 194L23 197H21ZM189 194H190V192H189ZM193 194H194V192H193ZM214 194L218 195L217 192H215ZM221 194H219L220 195L219 197L223 196ZM207 195L208 194H206V196ZM236 195H237V192H236ZM209 196H210V194H209ZM224 196H225L226 199H228L226 197L227 196L226 194H224ZM27 197H31V198H27ZM73 197H72V199H74ZM202 197H203V195H202ZM202 197H200V198H202ZM212 197L215 198L214 196H212ZM219 197H218V200L220 199ZM20 198H21V200H20ZM23 198H26L27 199L25 201H27L28 204L31 202L29 204V206L30 207L31 206L33 207V208L31 207V210L34 209V211H33L34 213L32 212L31 213L32 215H31L28 212L27 215H29V216L26 215L27 212L25 214L22 213L24 219H23V217H21V218L18 217V219H21V221H20V220H18L15 217L12 216L13 214L15 215L16 212L15 213H11L10 216H9V213L12 211V209H13L12 207H16L15 204L19 203L18 201H22L21 203H23ZM78 198L81 200V202H80V200ZM244 198H246V197H244ZM17 199H18V201H17ZM263 199L264 198H262V200ZM14 200H16L17 203H14V202H16ZM55 200L56 201L59 200L60 201V202L58 201L59 204L61 205V203H62L61 206H64V207L58 206L59 204L56 205L58 202H56ZM187 200L188 201L190 200V201L187 202ZM195 200L196 199H194V204L196 203ZM233 200H234V202H233ZM224 201H225V199H224ZM235 201H236V203H235ZM54 202H56V203L54 204ZM13 203H14V205H13ZM63 203H64V205H63ZM71 203L76 208H74L73 206H71L72 205ZM247 203H252V204H247ZM192 204H193V202L191 203V205ZM54 205H56V207H54ZM202 205L204 206V208L202 207ZM202 205H200L202 209L199 206V208H200L199 210L206 213L209 209L206 210L205 205L204 204H202ZM213 205H214V203H213ZM219 205L220 204L217 205L218 208H219ZM66 207H69L70 210H67ZM126 207H130V208H126ZM184 207H186V208H184ZM49 208H51V209H49ZM63 208H66V210H64ZM124 208H125V210H124ZM120 209H121V211H120ZM127 209H129V210H127ZM132 209H134V210H132ZM182 209H183V211H181ZM184 209H186V210H184ZM204 209L206 211H204ZM21 210H25V209L23 208ZM48 210L50 211V212H48L50 214H48V213L46 214V211H48ZM122 210H124V212H127V211H131V212H129L128 214H120V212L121 213H124V212H122ZM215 210H217V208L216 209L215 208L213 209L214 214H215V212L218 215H220L221 213L224 214V212H222L221 209L218 210V211H215ZM22 212H24V211H22ZM51 212H53V213H51ZM227 212H226V214H227ZM181 213H183V214H181ZM195 213H196V210H194V214ZM179 214H181V215H179ZM191 214L192 213L189 214V212H188V215H189V219L190 220L194 218V214L192 216H191ZM207 214H208V212L206 213V215ZM233 214H232V216H233ZM59 217H61V218L58 219ZM14 218L17 221L16 222L15 221L14 222H11V221H13ZM257 219H258L259 222H256ZM210 220H212V219L210 218ZM246 220H243V224H244V221H246ZM222 221H224V222H222ZM240 221H242V220H240ZM222 223H223V225L224 224H226V225L224 227H222L223 226ZM218 224H220V227H219ZM217 226H218V228H216ZM245 226H246V222H245ZM249 227L246 226V228H249ZM220 230H218V231H220ZM251 230H252V228H251ZM204 233L205 234H208V232L206 233V231H204ZM219 233H221V235H223L224 237L223 236H220ZM243 235H244L245 238L242 237ZM216 237H218V238H216ZM239 239L241 241L240 242H236ZM258 239L260 240L261 238L259 237ZM189 240L192 241V246H193L194 242H195V244L197 243V245H198V248L196 247L197 250L195 248L193 249L194 251L196 250V252L193 251L194 253L192 252L191 255L189 253H188L189 254L188 255V254H186L187 252H185L186 255H185V257H183V253H181L180 250H179L178 252H180V253H177V255L181 254L180 258L181 257H183V258H181V260L179 259L178 262H177V260H176L177 258H176V254H175L176 253L177 246L178 245L179 246L180 245H183V244H181V243H183V241L184 242L185 241L188 242ZM217 240H219L218 242H220L222 244L218 243ZM232 240H235V241L233 242ZM190 241L188 243H190ZM203 241L204 242H207V244L204 243ZM209 241H214L215 242V243H213L214 245H212V244L211 245L210 244L208 245V242ZM244 241H245V243H244ZM256 242L257 241H255L254 243L256 244ZM186 243H184V245H187L188 244V243L187 244ZM254 243H252V244H254ZM219 244L221 246H219ZM215 245H217L218 247H216ZM174 247H176L175 250H173ZM189 249H191V248H189ZM218 249H220V250H218ZM242 249H244V248H241V250ZM191 250H189V252H191ZM199 250H202L204 252V250L202 248L199 249ZM245 250H246V248H245ZM235 254L236 253H234L233 255H235ZM194 257H196V256H194Z\"/></svg>",
  "mask_w": 264,
  "mask_h": 264
},
{
  "label": "rangeland",
  "instance_id": "374dc122",
  "mask_svg": "<svg viewBox=\"0 0 264 264\" xmlns=\"http://www.w3.org/2000/svg\"><path fill=\"white\" fill-rule=\"evenodd\" d=\"M2 1V0H1ZM35 1V0H34ZM41 2L40 3H38V5L37 6H33L34 7V12L32 13V14H30V15H26L25 17H22V18H18V17H16V16H13V17H8V16H6L5 14L3 15V14H0V32L2 31V30H4V29H9V28H21L23 25H35V24H38L39 22H41V21H46V23L47 24H51V26H53V27H55L57 30L53 33L54 35H52L51 36V38H50V40L51 41H53V43H52V45L53 46H51L52 47V52H54L55 51V48H57V46L59 45V44H61V42H63V40H65V39H67V38H70L71 37V34H72V36H73V34H74V28L72 29L71 27H72V22H74V19L76 18H82V17H84L85 19H84V22H86L87 20H86V18H89V17H87L86 16V14H87V12H85L86 14H85V16L83 15H81V13L80 12H82V10L79 12L80 14H78L77 12H75L74 10L72 11V10H70V9H62V5H60V3L61 2H64V1H66V0H56V5H52L51 3V6H50V4H49V1L50 0H40ZM84 1V0H83ZM138 1V0H137ZM144 1V0H143ZM152 1V0H151ZM156 1V0H155ZM162 1V0H161ZM166 1H168V0H165V2ZM234 1H237V0H221V1H215V0H169L168 2H166V5H165V7L164 6H162L161 4H163L162 2H161V4H160V1L158 0V2H155V4L156 3H158L159 5V9L158 10H160L161 8H160V5L162 6V8L163 9H161L160 11H158L157 9V11L154 9V11H155V13H152L151 14V12H150V14H149V16H147L146 15V17L148 18H146L147 19V22H144V19H145V16H142V17H144L143 18V21H142V17L141 16H138V17H140V18H136L137 20H135V18H134V21H133V16H131L132 18L131 19H127V17H126V19L128 20V21H130V20H132L131 22H127V20H125L124 21V19L123 18H125V15H126V13L128 12H130V14H132L134 11L135 12H137L138 11V9H139V11H140V8L138 7V5L139 4H137L136 3V1L135 0H120L119 2H118V4H117V6L115 7V21H113L110 25V28L114 25V24H116L117 22H121V25H122V27L121 28H119L120 29V31L121 30H123L122 32L123 33H121V34H125V33H128V32H126L127 30V27H128V31H129V33L128 34H126V35H124V37H122L121 35H119V37H117L118 38V42L117 41H115V40H113V42L115 41V43L117 42L118 44H115L116 46H111V39H112V36H113V34H112V32L113 31H111L112 29H110V31H111V33L109 32V33H106V32H104V31H99V30H96V31H99V32H97V34H95L94 32H95V28L93 29V33L91 32V33H88L89 31H87L85 34H82V33H80V35L82 36L81 37V40L79 39V41H81L80 43L84 46H81V47H83V49H81V50H78V51H76L73 55H72V59H71V61L75 64V66L76 67H78V68H76V70H74L73 72H74V75L72 76V78H70L68 81H67V83H65V85L64 86H61V87H59L58 89H56V90H54L51 86H47V87H45L44 88V96H45V102H43L44 104L42 105V106H40V104H37L36 102H28L29 100H28V98H27V96H26V94H25V92L21 89V87H20V85H18V83H17V81L14 79V78H12L13 76H16V75H18V74H20V73H22L23 71H25L29 66H31V65H33L34 66V68H35V70H34V72H35V75H37V76H41V73H42V71H43V69H44V64L48 61V59H49V54H51L50 52H48V54L47 53H44V52H41L40 53V51L38 52V53H36L37 51V49L36 48H28V49H26L25 48V57L23 58V59H21V60H14L12 57H11V54H10V52H11V48H9L8 46V41H7V39H4V38H1L0 37V44H2V46L0 47L1 49H0V66H5L4 67V71H2V72H0V154H6V155H11L10 157H13V156H15V157H31V159H29V160H26V161H22V162H20L18 165H14L11 169H9V170H7V171H3L2 169H4V168H2L1 166H0V194L2 195V197H3V199L4 198H7V197H9V198H7V200H9L10 198H15V196H17L16 198H18V196H19V193H21V191H22V183H23V181H22V179L24 178V177H29V178H35V177H37L36 179H38V183H36L37 185L39 184V182H40V186H38V187H40V189H42V191L43 190H45V189H47L48 190V188L50 189V188H53V189H55V192H59L60 190L62 191V188L60 189V186L58 185V186H56L57 184H56V179H53L54 178V172H56V170H58V169H60V166H65V164H60V162H62V161H64L65 162V160L67 159L68 160V158H69V161H72L71 159V157H73L75 160L74 161H72V163L71 164H69L70 162L68 161V164L69 165H73L72 167H70L69 166V170H70V168H72L73 169V171H75V173H77L78 174V171L80 172V177H79V174H78V178H80L81 180H77V181H74V180H71V182H70V180L69 181H64V185L66 184V185H68L69 183V185L68 186H70L71 185V188H69L68 186V188L69 189H71V190H68V191H70V193H71V191H73V193H71V195L69 194V196H68V194H66L67 196H65V197H70V199H69V201H68V199H66V201H68L69 203L71 202V201H73V203H74V205H76V202H78V206H80L79 205V201H76L77 199H76V197L74 198L73 196H77V193H76V190L75 189H77L76 188V185L80 182V183H82L83 181H85V180H87L88 179V177H86V178H84L82 175H83V173H84V176H86V174H88V173H86V172H88V169H89V167H88V163H92V161H90V160H92V159H90L91 157H86L85 159H83V160H85V161H83V160H81V155H79V153L82 151V153H80V154H82L84 157H85V149H84V147L87 145V144H89V143H92V142H101V139H102V142H105V144L107 143L108 144V142H109V139H110V137L111 136H116V135H113L114 133H113V131L114 130H112V133H111V135H110V132H108V130L109 129H104V131H102V129H103V127H101L102 129H100V131H99V128H100V126H101V122H104L105 121V117H106V113L104 112V111H101V110H99L100 108H102V106L103 105H105V104H107L108 102H110V100H111V96L112 95H114V94H119V93H126L125 91H127V93H129V91H128V88L129 89H131L132 88V86L134 87V88H136V89H134V88H132V90L134 89V90H136L137 92H140V90H138V89H144V90H146L147 88H148V91L149 90H153V89H151V87H153L154 89H157V88H155V87H157L156 85L158 84V86H159V83H157L156 84V81L158 80V81H161V79H160V77H162V76H160V74L161 75H163L162 74V71H163V69H166V68H163V69H161L162 71H160V72H158V74H157V76H160L158 79L157 78H154V79H156L155 81H154V79H152L151 80V78H153V72H155V71H153V72H151V71H148L149 69H148V67H146L147 65H145V63L146 64H152L151 65V67H155L156 66V68L155 69H157V67H160V65L159 66H157L158 65V63L156 62V58H157V55H159V57H162V53H163V48H164V43L165 44H167V42H165L166 40H169V38L167 39V36H166V39L164 38L165 36H163V40H164V42L163 41H161L162 39H160L159 40V42H158V39L157 40H155L158 36L160 37L161 35H165V34H167V33H169V36H170V39H171V41L169 42V44H167L168 46L170 45V43L172 42V44H174V46L176 45V44H180V42L181 43H184V45H181L182 47H181V49H179V53L176 55V54H173V56L174 55H176V56H174L175 58H173V60L172 59H170L171 61H169V63H167L166 61V65H164L163 63H162V61H163V59H162V61L160 62V63H162L163 64V66L165 67H169V65L168 64H171V65H173L174 64V62L177 64H175L176 66H175V69L174 68H171L172 70H175L174 72H175V75L177 76V74L178 73H176L177 72V68H179V70H181V69H183L184 68V71H180V72H183V73H179L178 74V76H180V79L181 78H183V76L185 75V77H184V79L186 78V76H187V78L184 80L183 79V81H185L184 83L186 84L187 83V81L189 82L191 79L188 77V72H192L193 71V69L192 70H188L187 72H185V66L183 65V61H184V64H185V61L188 59H186V57H190V54H191V56L192 57H194V59H195V61H197V57H196V53H197V51L195 52V55L193 54L192 55V53L194 52V50H195V48H196V45H195V42H196V40H197V42H196V44H197V47H198V45H200L202 42L204 43V44H206V46L208 45L207 43H209L208 41H211L212 43H210V45H208V46H210V47H208L207 49H208V51H210V52H208L207 53V49L205 50L206 51V53H205V60L207 59V61H208V64H209V67H211V69H213L212 70V72L211 73H213V75H214V73H215V75H217V76H215V78H218L216 81H217V84H219V83H227V82H229V83H227L228 85L226 86V84H222V86H223V89H219V88H222V86H221V84H220V86L218 85L217 87H219L218 88V90L216 89V87H214V88H212L213 87V85H215V83H213V85L211 84L212 83V81H211V79H210V81H209V76H211V78H214V76L211 74V75H208V74H206L205 72H204V70H202L206 75V77L208 78V80L206 79V77H204L206 80H207V82H205L206 80L205 79H203V80H205V81H202V83H203V85H205V84H209L210 83V85H211V87L209 86V88H212V90H213V92H214V96L215 97H217L218 98V96L220 97L222 94H223V92H224V95L226 96H230L231 98H227V96H226V99H230L229 101L230 102H228V100L225 102V105H230V107L228 108V110H230V111H228V118H227V121H226V123L228 122L229 124H228V126H224L225 127V134L227 135V134H230L229 132H231L232 134H234V136L236 137L237 135H236V133H238V132H240V131H243V132H245L244 133V139H242V138H240V137H238V139L240 140L241 139V141H243L244 140V142H245V139L247 138V139H249L247 136H249L250 134H251V130L254 132V134L256 133L257 134V136H256V134H255V136L252 134V135H250L253 139H255V140H253L252 138H250L249 139V141L247 142V140H246V144L247 145H245V143L243 142V144L241 145L240 143V146H241V149H240V146L238 145V144H236L237 142H241V141H239V140H236V139H234L232 142H230L229 141V139H227V138H225V140H224V143H223V146L220 148V146L222 145V144H220V143H222V142H220L219 141V139H221V137H222V134H221V130L222 129H219L220 131H218V129H217V133H216V135L215 136H213L214 137V139H213V137L211 138V139H209L205 144H206V146L208 147H206L205 146V144H204V146H202V149H203V147H205L204 148V150L206 149V151H204L203 150V154H204V152H205V155H203V154H200L199 153V151H201V153H202V149L201 150H196L193 154H192V152L190 153V152H186L185 151V155H184V150L183 151H181V149L179 150V152L181 151V153H183V155L184 156H186L187 157V159L190 157V160H189V162H187L188 160L186 159V162H187V164L188 163H191V162H194V161H196V160H198V158H196L197 156L199 157V160L201 159V158H204V157H206L207 156V154L209 153V156L208 157H206V159H209L210 161H209V166H212V167H210L211 168V170H209V171H207L206 173H204V176L203 177H207L206 179H200V183H199V188H201V186H202V184L203 185H205L206 186V189H204V191H205V193H202L201 194V190L198 188V190L196 191H194L192 188H186V187H181V186H183V184H181V183H184V182H178V179L180 178V176L181 177H183V176H186V175H188V173H189V166L190 165H188L187 166V164H185L183 167H181V168H179V172H178V175L176 176V174L174 175V176H176V177H178V179L176 178V177H174L173 179H171L170 177V174H172V173H169L168 175L167 174H165V173H168V172H170V168L171 167H169V166H167L168 164V162H167V160L165 161V158H161V160L162 161H164V163L165 164H163L162 162H161V168H163L162 170H165V172H164V177H162L163 179L164 178H168L169 176V179H171V180H169V179H164L165 180V182L166 181H168V183L169 184H171L172 185V183H170V181L172 182V181H176V182H178L179 184H181V186L178 184V186L179 187H181V188H183L182 190L183 191H180V194H183V193H181V192H185L186 194H187V196L189 195V197L191 196V193H192V196L191 197H193V198H191V199H193L192 200V202H193V204H194V199H196L195 200V204L193 205H191V203L189 204V203H187V205H186V207H184V208H186L187 209V211H186V213H185V211H183V209L181 210V211H183V213L184 214H186V219L188 220V222H189V224H188V226L190 225V224H192L193 222H196V223H194V225L193 226H196V224H198V223H202V224H200L201 225V227H199L198 225L196 226V231H193L194 229H195V227H191V228H194V229H191L190 228V226L188 227L187 226V228H189V230H192L194 233H195V238L194 237H188V238H186L187 240L188 239H196L197 241H195V242H197L198 243V245H199V243L201 242L202 243V239H203V237L201 236V235H206V237H208V239L207 240H209V238H211L212 237V239H213V236H215L214 235V233L216 234V233H218V232H222L221 230L223 229V231L225 232V230H226V233L228 232V230L229 229H227V228H225L224 226L228 223L229 225L228 226H226V227H228L229 228V226H231V224L233 223L236 227L234 228V231H237V229H241L240 231H238V232H245V234L247 233H249L248 235H250V233H251V231H252V233H254L255 231V233H257V234H255V235H257V237H254V239H255V241H257L256 242V244L254 243V242H251V245L253 246H248V244H246L245 243V241H244V246L243 247H241V245H237L236 247H234V250L232 249V247H233V244H232V246L230 247V241H231V239H230V241H225V242H230V243H228L229 245H227L226 247L223 245V244H225V242L222 244V243H220V242H218L219 240H217V242L218 243H220V244H222V249H224L225 248V250H227V248H228V250H227V253H225V251L223 250V253H222V251H220V252H214V253H210V252H212L211 250H213V248H212V246H209V248L207 249L208 251L206 252V248H207V246H206V248H204L205 246L203 245V244H201V245H199V249H203L204 250V252L202 251V250H197L196 249V247L198 248V245H197V243L195 244V242H194V244H193V246H192V241H190V243H188L187 241H183V243H181V244H183V245H178L177 246V249H176V260H177V262H178V260L180 259L181 260V258H183V257H185V255L186 254H192V252L194 251L193 249L195 248L198 252L197 253H194V252H196V250L193 252L194 254L193 255H191V257L190 256H187V257H189V258H187V260H184V259H186V257L185 258H183V260H181V261H179L177 264H179L180 262L183 264L184 262V264H264V220H262L264 217L263 216H261V217H259L258 219L260 220V218H261V220L262 221H260L261 223H260V225L258 224V226H255V224L252 226L251 224H252V220L251 219H247L246 220V218L245 219H239V218H237V219H235L234 218V214L233 213H230V212H233V211H235V208L238 206L237 204H238V202H237V204L235 205H233V203H232V205H231V203H228V202H232L231 200L232 199H234L235 200V197L238 199V201H239V198L240 199H242V201H240L239 203L240 204H243V203H245L246 202V200L247 199H249V202H251L252 200H254V197H252V198H248V197H250L249 195H248V184H250V188L252 187V183H249V181L250 182H252L251 180H253V178L252 179H248V178H246V176H245V174L244 175H242L243 173L241 172V171H243V170H246V169H243V170H240V169H242L241 167H244V168H247V170L248 169H250V170H248L247 172H252L251 170H253V169H251L252 167L253 168H255V166L256 165H258V164H263V162L262 161H264V159H262V161H258L259 159H257L256 157H258V156H260L261 158H264L263 156H262V154L264 153V149H262V148H264L263 146H264V35L261 37L260 35H259V30L260 29H263V27L261 28L260 26L259 27H257V29H258V32H255V31H252V33L254 34L253 35V37H251L250 39H252V40H248V39H245L246 37H248V36H246V37H240V34L239 33H237V32H239V31H236V29L238 30L239 28H242V29H245V26H247V25H245V26H239V25H243V24H241V23H238V22H240L239 20L237 21H235V22H232L234 25L236 24V22H237V25H238V27L239 28H236V26H235V28H234V25H233V28L235 29V31H236V33L238 34L237 36H239V39H240V42H238V43H241V40H242V43H243V41H244V39H245V41L246 42H251V41H253V44L254 45H256L255 47H256V49H255V47L253 48V46H251V45H249V42L248 43H246L247 45H249V46H251L254 50H256V52H253V57H254V62L252 61V66L253 67H251L250 68V66H249V69H247V66H246V64L244 65L245 67H246V69H245V67H244V69H243V67H240V69L243 71V70H246V71H250L251 70V72H252V68H253V71L254 72H252L253 73V75L255 74V76H257V78L256 77H254V78H256V79H254V78H252V79H254V81H252V79H251V81H250V83H249V80H248V83H249V85H247V88L246 89H249L250 88V85H251V82H252V87L254 88L253 90H255V91H257L258 89V91L259 92H255V91H253V93H254V97L255 96H258V97H253L252 99H253V101H252V99L249 101V103H250V105L251 106H249V104H247V106H245V104L247 103L245 100H243V99H241L242 98V96H241V94L240 93H237V89H235V88H237V86L239 87V83H240V81H238V80H240L239 78H237L232 72H233V70H231L232 72H231V75L233 74L234 76H235V78H237V80L235 79V78H233V77H231V75H229L230 77H231V79H230V77L229 76H227V74H229L230 73V70H229V64H231L230 63V61L232 60V62H234V60L235 59H237V58H239V57H241L245 52H243V51H246V50H243L242 48L240 49V47L238 48L237 46V48L236 47H233V45H235V44H233L232 42H227V43H229L228 44V46H226L227 44H226V42H225V40H226V38H229L227 35H229V33H227L226 34V32H228L227 30H225V29H222V27H219L218 26V19H217V17H218V15L220 16V13H222V12H224L222 15H221V17L222 16H224V18L222 17L221 19H223L222 21L224 22H228L229 20H230V18L229 17H231V20L233 19L232 17H234V15H236V14H234V11L232 10V7L234 8V5H236L235 4V2ZM253 2L255 1V3H257L258 4V2L260 1V0H258V2H256V0H252ZM264 1V0H263ZM30 2V1H29ZM37 2V1H36ZM39 2V1H38ZM215 2V3H214ZM241 1H239V3H240ZM242 2H243V0H242ZM252 2V3H253ZM32 3H34V2H30L29 4H31V5H34V4H32ZM107 4H108V2H106ZM138 3H141V0H140V2L138 1ZM143 3V2H142ZM141 3V4H142ZM152 3H153V1H152ZM263 3V2H262ZM262 3H259V4H262ZM37 4V3H36ZM58 4V5H57ZM106 4V5H107ZM155 4H154V6H155ZM199 6H198V5ZM202 4H205V6L204 7H202L201 5ZM206 4H209L210 6V11H212L213 9L215 10H217V13L220 11V13L218 14V15H216V13H214V14H210V12H208V6L206 7ZM238 4V3H237ZM254 4V3H253ZM147 5V4H146ZM151 5V4H150ZM153 5V4H152ZM151 5V6H152ZM196 5L199 7V10L202 8H204V10L206 11V12H208L209 14H207V15H205L206 13H205V11H203L202 12V10L201 11H198V9H197V11H198V13L199 14H197V12H196V15H199V18L200 19H198V20H196V22L194 21V25H192V23H190L191 24V26H193V27H190L191 28V30H190V32H187L188 30H187V24H189L188 22V20L189 19H187L188 17L190 18V16H188L189 14H186L187 12L186 11H189L191 8H193L194 9V7H196ZM214 5V7H212ZM218 5V7L219 8H217L216 6ZM240 5H242V4H240ZM250 5H252V4H250ZM249 5V6H250ZM262 5H264V4H262ZM28 6V5H27ZM143 6H145V4L143 5ZM244 6V5H243ZM242 6V7H243ZM255 6H257V5H254V8H255ZM56 7H58L57 9H55ZM155 7H157V4H156V6ZM236 7H239V6H236ZM253 7V6H252ZM10 8V6H8L7 7V9H9ZM207 8V9H206ZM221 8V9H220ZM239 8H241V6L239 7ZM249 8V7H248ZM256 8H258V7H256ZM84 9V8H83ZM109 7H107V9L106 10H108L109 11ZM114 9V8H113ZM196 9V8H195ZM194 9V10H195ZM212 9V10H211ZM242 9H244V7L242 8ZM250 9H252V8H250ZM262 9L263 8H261V6H260V8H258L257 10L259 11V15H262L263 17H264V10L262 11ZM219 10V11H218ZM240 10V9H239ZM249 10V9H248ZM255 10V9H254ZM260 10H261V12H263V13H261L260 12ZM50 11H52V13L53 12H55L56 11V14L55 15H52V13H50ZM186 12L185 14L188 16L187 18H185L188 22H187V24L185 23L186 22V20H184L183 18L186 16L185 14H184V17L183 16H180V18L181 17H183V18H181V20H184V21H181V22H183V23H185L184 25H181L180 27H183V28H181V29H183V33H181V31H179L180 33L179 34H176V33H178V32H176L175 34L174 33H172V28L170 27V26H173V27H177L175 24V21H174V23L175 24H173V22H169V23H165L164 24V20H169L176 12H177V14L180 12ZM196 11V10H195ZM194 11V12H195ZM222 11V12H221ZM233 13H232V12ZM245 11H246V9H245ZM256 11V10H255ZM254 11V12H255ZM132 12V13H131ZM134 12V13H135ZM153 12V11H152ZM191 12H193V10L191 11ZM190 12V13H191ZM179 13V14H180ZM202 13H203V17H205V18H202ZM205 13V14H204ZM212 13V12H211ZM245 13H247V12H244V14ZM261 13V14H260ZM82 14H83V12H82ZM137 14V13H136ZM136 14L134 15L135 17H136ZM181 14H183V13H181ZM194 15H195V13H193ZM201 14V15H200ZM225 14V15H224ZM232 14H234L233 16H232ZM239 14L241 15H243V13H241V12H239ZM238 14V15H239ZM257 14V13H256ZM79 15H81V17H79ZM238 15H236V17L238 16ZM249 15V14H248ZM253 15V14H252ZM215 16V17H214ZM246 16V15H245ZM245 16H239V18L238 19H241L242 20V18H244ZM261 16V17H262ZM118 17V18H117ZM173 17H175V15L173 16ZM191 17H192V15H191ZM197 17V16H196ZM195 17V18H196ZM242 17V18H241ZM248 17V16H247ZM250 17V16H249ZM248 17V18H249ZM254 17V16H253ZM255 17H259L258 15L256 16L255 15ZM262 17V18H263ZM176 18H178V16L176 17ZM194 18V17H193ZM193 18H191V19H193ZM195 18H194V20H195ZM219 18V17H218ZM236 18V19H237ZM146 19H145V21H146ZM215 19H217V25H215L216 27L218 26L219 28H216L213 24H215ZM221 19H219L220 21L219 22H221ZM234 19H235V17H234ZM233 19V20H234ZM247 19V18H246ZM251 19V18H250ZM255 20H256V18H254ZM259 19H261L260 17H259ZM113 20V19H112ZM111 20V21H112ZM173 20H174V18H173ZM215 20V21H214ZM231 20L229 21V22H231ZM172 21V20H171ZM177 21V20H176ZM192 20H190V22H191ZM213 21V22H212ZM243 21H245V20H243ZM254 21V20H253ZM256 21H258V20H256ZM261 21H262V19H261ZM261 21H258V25H259V22H261ZM263 21H264V19H263ZM262 21V22H263ZM125 22H127V23H125ZM180 21H179V18H178V22L177 23H179ZM180 22V23H181ZM193 22V21H192ZM206 24H208L209 22V24L211 25V22H212V28L214 27V31L213 30H210L211 32H209V27L208 28H206L205 27V23ZM223 22H221V24L223 23ZM224 22V24L228 27V26H230L231 27V25H229V24H227V23H225ZM246 22V21H245ZM110 23V22H109ZM243 23V22H242ZM118 24V23H117ZM144 25L143 26V28H142V30H140L139 29V27H137V26H140V25ZM169 25V26H166V25ZM208 24V25H209ZM220 24V23H219ZM221 24H220V26H221ZM223 24V26H224V28L226 27L225 25ZM231 24V23H230ZM252 24V23H251ZM254 24H256V22L254 23ZM253 24V25H254ZM120 25V24H119ZM126 25H127V27H126ZM133 25H134V28H133ZM178 25V24H177ZM207 25V26H208ZM258 25H255V26H258ZM261 25V24H260ZM262 25H264V22L262 23ZM261 25V26H262ZM77 26V25H76ZM75 26V27H76ZM116 26V25H115ZM113 27L114 29L117 27H119V26H116V27ZM129 26L131 27L130 29H129ZM190 26V25H189ZM74 27V26H73ZM80 27V26H79ZM91 27H93V26H91ZM103 27V26H102ZM102 27H99L98 29H100V30H106V29H101ZM142 26H140V28H141ZM180 27H178L177 29H179ZM210 27V28H211ZM226 27V28H227ZM249 26H247V28H248ZM83 27H81V28H79V30L82 32V29ZM84 28H85V30H87L86 28H87V26L86 25H84ZM137 28V29H136ZM192 28H193V30H192ZM124 29H125V31H124ZM136 29V30H135ZM139 29V30H138ZM188 29H189V27H188ZM217 29V30H216ZM250 29V28H249ZM76 30V29H75ZM79 30H77L76 32L78 33L79 32ZM88 30H89V27H88ZM116 31H118L117 29H115ZM133 30H135V31H133ZM173 30H174V28H173ZM185 30H186V32H185ZM223 30H225V32H223V38H225V36H227L225 39H224V41L223 42H225V44H223V45H225V47L223 46V45H220L221 44V40L223 39L222 37V39L219 37V38H217L220 34L219 33H221V35L220 36H222V31ZM231 30H233V29H231ZM230 30V31H231ZM240 30V29H239ZM250 30H253V28L252 29H250ZM250 30H247V31H249L250 32ZM84 31V30H83ZM107 31V30H106ZM109 31V30H108ZM115 31V32H116ZM175 31V30H174ZM173 31V32H174ZM177 31V30H176ZM213 31V32H212ZM235 31H234V33H235ZM246 31V30H245ZM244 31V32H245ZM85 32V31H84ZM83 32V33H84ZM232 32V31H231ZM243 32V33H244ZM255 32V33H254ZM262 32H264V30H262ZM211 33V34H210ZM234 33H232V35L234 34ZM235 33V34H236ZM241 33H242V30H241ZM247 32H245V34H246ZM251 33V32H250ZM249 33V34H250ZM252 33H251V35H252ZM258 33V34H257ZM131 34V35H130ZM217 34H219L218 36H217ZM234 34V35H235ZM244 34V35H245ZM248 34V35H249ZM79 35V34H78ZM115 35V34H114ZM232 35H229V36H231V38H229L230 40H232V41H234V35H233V38H232ZM251 35H249V36H251ZM259 35V36H258ZM50 36V35H49ZM116 36V35H115ZM115 36L113 37L114 39H117V38H115ZM216 36V37H215ZM243 36V35H242ZM258 36V37H257ZM255 37H257L256 39H255ZM259 37H261L260 39H259ZM27 36H23V35H18V41H25V40H27ZM47 38H49V37H47ZM217 38V39H216ZM236 38V37H235ZM244 38V39H243ZM210 39V40H209ZM219 39H221V40H219ZM237 39V38H236ZM48 40V39H47ZM199 40V41H198ZM214 40V41H213ZM217 40L220 42H217ZM258 40H262L261 42L260 41H258ZM151 41H155V42H158V44H160L161 46H162V44H163V48L162 47H159V46H157L156 44V46L154 45V44H152L151 43ZM190 41H192V43H194V44H192L193 46H191V48L189 47L188 48V46H189V43H190ZM194 41V42H193ZM236 41H239V40H236ZM234 42V43H237V42ZM257 41L259 42V43H261L260 45H259V43H257ZM163 42V43H162ZM201 42V43H200ZM256 42V43H255ZM48 43H50V41L48 42ZM202 43V44H203ZM215 43H219V45L217 44V47L215 48ZM51 44V43H50ZM171 44V45H172ZM204 44H203V46H204ZM232 44V46H229V45H231ZM245 44V45H246ZM252 44V43H251ZM167 45H166V48H167ZM178 45H176L175 47L177 48V49H175V48H173L174 46L172 45V49H173V51H176V50H178V48L180 47H178ZM239 45V44H238ZM194 46H195V48H194ZM203 46H201V47H203ZM205 46V47H206ZM223 46V47H222ZM240 46H243L242 44L240 45ZM220 47L221 48H224V49H221V51H220ZM247 47V46H246ZM245 47V48H246ZM249 48V47H247V48H249V49H252V48ZM171 49V47H168V49ZM204 48V47H203ZM203 48H201V49H203ZM218 48V51H217V53H216V55H215V52H214V50L215 49H217ZM244 48V47H243ZM14 49V48H13ZM34 49H36V50H34ZM169 49V50H170ZM198 49H200V48H198ZM200 49V50H201ZM205 49V48H204ZM203 49V50H204ZM239 49H240V51H241V53H239ZM165 50V49H164ZM196 50H197V48H196ZM248 50V49H247ZM167 51V54L169 53V52H171V50L168 52V50H166ZM166 51H164V55H166L165 54V52ZM172 51V52H173ZM199 51V50H198ZM177 52V51H176ZM176 52H174V53H176ZM213 52V54H214V56L213 57H218V59H212L211 61L209 60V59H211L210 58V56L211 55H213V54H211ZM201 52H199V54H200ZM238 53L241 55L242 53V55L240 56V55H238ZM250 53H251V51H250ZM202 54H204V52L202 53ZM200 55L199 57L200 58H202L203 57V55ZM211 54V55H210ZM245 54H249V53H245ZM123 55H125V56H123ZM163 55V56H164ZM169 55V54H168ZM209 55V57H207ZM170 56V55H169ZM236 56V57H235ZM120 57V59L122 60H119L118 58ZM158 57V58H159ZM168 57V56H167ZM198 57V58H199ZM166 58V57H165ZM170 58H171V56H170ZM199 58V59H200ZM86 59H88V62H89V64L90 65H92V67H93V70H95V71H93L92 72V75L90 76V78H88L87 80H85V81H83V80H81L82 82L80 83V80L78 79H76V77H77V75L79 74V67L81 66V64H83V62H85V61H87ZM143 59H145L144 60V63L142 62V60ZM193 59V60H194ZM198 59V60H199ZM124 60V61H123ZM158 60V59H157ZM160 60H161V58H160ZM159 60V61H160ZM166 60H167V58H166ZM168 60H169V58H168ZM192 59H189V62L191 61ZM213 60H216V61H218V64H216V65H214L213 66V64H215V63H217L216 61H215V63H213L212 64V62H213ZM122 62V63H120V62ZM158 61V62H159ZM236 62H238L239 63V61H240V59L237 61V60H235ZM140 62H142V63H140ZM173 62V63H172ZM194 62V61H193ZM191 63L190 62V64H192V66L190 65V67L191 68H194V63ZM236 62H234L235 64H236ZM233 63V64H234ZM237 63V64H238ZM233 64H231L232 66H233ZM234 64V65H235ZM171 65H170V67H171ZM186 65H187V62H186ZM142 66H144L143 67V69H144V71L143 70H141V68H142ZM163 66H161V68L163 67ZM183 66V67H182ZM189 66V63H188V65H187V67ZM237 68H239L238 67V65H235ZM146 67V68H145ZM150 67V66H149ZM172 67H174V66H172ZM177 67V68H176ZM180 67H181V69H180ZM196 67V66H195ZM140 68V70L142 71V72H139L140 70H138V72H139V74L140 73H143V78H142V76L141 77H138V76H140V75H138V72L136 71V69H139ZM197 68V67H196ZM228 69V70H224V69ZM232 68V67H231ZM116 69H118L119 70V72H118V70H117V72H115V70ZM177 69V70H176ZM208 69V71L210 70V68H206V70ZM215 69H217V70H215ZM233 69H235V67L233 66ZM150 70H154L153 68L152 69H150ZM178 70V71H179ZM194 70H195V68H194ZM197 70H198V68H197ZM197 70H195V71H197ZM205 70V71H206ZM224 70V71H223ZM236 70V69H235ZM157 71H159V70H156V72ZM201 71V72H202ZM214 71V72H213ZM229 72V73H227L226 75L224 74V73H222V75H221V72ZM242 71H240V72H242ZM114 72L117 74H115L114 75ZM145 72V73H144ZM148 72H151V73H148ZM155 72V73H156ZM207 72V71H206ZM119 73V74H118ZM204 73L202 74H200V77H201V79H202V75H204ZM244 73V72H243ZM250 73V72H249ZM114 75V76H116V77H114L115 79H117V80H114L112 77V75ZM151 74V75H150ZM219 74V75H218ZM225 75V77L227 78H229L230 80H231V82H232V79L234 80V82H236V83H234V82H232V84L230 83V80L229 81H227L226 80V78H224V75ZM118 75H119V79H118ZM150 75V79L147 77V76H149ZM181 75H183V76H181ZM250 75H252V74H250ZM152 76V77H151ZM154 76H156L155 74H154ZM213 76V77H212ZM73 77H75V78H73ZM219 77H221V81L219 82ZM179 78V77H178ZM214 78V79H215ZM180 79H178V81L180 82L181 80ZM225 79V80H224ZM73 80H77L76 82H77V84H75V85H73L74 83H76V82H73ZM163 80V79H162ZM223 80H224V82H223ZM154 81V82H153ZM191 82V81H190ZM190 82L189 83H187L188 85H190ZM213 82H215V80L213 81ZM237 82H239V83H237ZM178 83V82H177ZM181 83H183V82H181ZM181 83H180V86H183V85H185L184 83H183V85H181ZM255 83H258L257 85L255 84ZM185 85V86H183L184 87V89H185V87L187 86L188 88H190L188 85ZM230 84L232 85L231 87H230ZM234 84V85H233ZM255 84V85H254ZM224 85H225V87L227 88H225L224 87ZM236 85V86H235ZM155 86V87H154ZM216 86V85H215ZM229 86V87H228ZM257 86L259 87V88H257ZM11 87V88H10ZM131 87V88H130ZM186 87V89H188ZM138 88V89H137ZM158 88H160V86L158 87ZM257 88V89H256ZM225 89V90H224ZM239 89V88H238ZM131 90V91H132ZM158 90V89H157ZM189 91H190V89H188ZM220 90V91H219ZM224 90V91H223ZM159 91H160V89H159ZM183 91H187V90H183ZM219 91V92H218ZM225 91H226V93H225ZM249 91H250V89H249ZM142 92L143 93H145L143 90H142ZM142 92H140V94L142 95L143 93ZM147 92V91H146ZM151 92H154V91H151ZM151 92L149 91V95L151 94ZM156 92V91H155ZM188 92V91H187ZM157 93V92H156ZM155 93V94H156ZM185 93V92H184ZM249 93V92H248ZM140 94L139 95H135V97L137 98V96H138V98H140L139 100H141V98L143 99V97H145L144 99H147L146 101L144 100L143 102L145 103L144 105H143V108L141 107L142 105L141 104H143V102L142 103H140V107L143 109V110H145L146 109V111L145 112H139L140 114L139 115H143L144 116V118L142 117V120L144 121V124H143V121H142V124L140 123L141 122V118H138V117H140V116H136V113H130L131 114V116L127 113V116L129 115V117L131 118L130 119V121H127L126 119V121L128 122V125H129V123H131V121H133L134 119L135 120H138L139 119V121L140 122H138V121H135V124H134V121L132 122L133 123V125L132 124H130V125H132V126H134L135 125V127H134V129L136 130L135 132L137 133H147V135L148 136H150L151 134H152V136H150V137H154L156 134H157V131H158V129H159V131L158 132H161V128H162V124H163V128H164V126L167 124L168 126V128L165 126V130H167V131H165V132H167V135L169 134V141L171 140V139H173V138H175V135H177L178 133H177V131H178V128H181V126L183 125V123H185V121H186V119H188V118H183L181 115H187V112L189 111H186V109H188V103H187V101L189 100V99H187L186 98V104L187 105H180V107L181 106H187L184 110L186 111V114H185V111L184 112H180L181 110H183V107H181V109L179 108V112L176 110V107L177 106H175L174 105V107H172L171 105H172V101H176V98L173 96L172 98L173 99H171V102L172 103H170V98L171 97H169V95H168V99H169V101L166 99V101H168L171 105H169L170 106V108L172 107V110H173V108H174V112L170 109V108H168L169 106H168V102L166 103V101H165V99L163 100V98L165 97V94H161L160 96H163L164 95V97H162V99L160 98V96H158L159 94H156V95H154L155 97L157 96V97H159V99L158 100H160V102L158 101V103H160V104H162L161 102H162V100L164 101V103L163 104H166L165 106H167V107H165V106H163L162 108H165V109H163L162 110V114H159V113H155V112H157V111H155L154 112V107L156 106H158V105H160V104H158V105H154V106H152L151 107V105H152V103L154 102V100H155V97L153 96V93H152V96H153V98H154V100H152V101H148V99H149V95H148V97H147V95L146 96H144L143 95V97L142 96H140ZM146 94V93H145ZM148 94V93H147ZM188 94L189 95H191V91H190V93L188 92ZM237 94H240V95H237ZM257 94V95H256ZM182 95H183V93H182ZM217 95V96H216ZM224 95H222V96H224ZM236 95V96H235ZM140 96V97H139ZM213 96V97H214ZM183 97V100H185L184 99V96H182ZM185 97H188V95H185ZM233 97V98H232ZM234 97L236 98V99H234ZM240 97V98H239ZM138 98L136 99V100H138ZM150 98H152V97H150ZM152 98V99H153ZM165 98H167V96L165 97ZM175 98V99H174ZM221 98V99H220ZM220 98H218V99H220V105L218 104L217 105V101L215 100V102H217L215 105H214V107L213 106H207L205 103H206V101L204 102V100L202 101V102H204V104L206 105V107H209L210 109H211V107H213L214 109H211V110H213L214 112H215V114L217 115V116H215L214 115V118H212L211 120H214L215 121V119H217L218 118V114L216 113L217 111L216 110H218L217 109V107L219 108L222 104H224V100H225V97L224 98H222V97H220ZM237 98H239L238 100H237ZM156 99V100H157ZM213 99V98H212ZM216 99V98H215ZM223 99V100H222ZM151 100V99H150ZM155 100V104H157V101ZM198 100H200L199 102H201V99H198ZM214 100V99H213ZM222 100V101H221ZM234 100V101H233ZM209 101V100H208ZM241 101V103H239ZM245 101V103H243ZM251 101H252V103H251ZM151 102V103H150ZM210 102V101H209ZM208 102V103H209ZM213 102V101H212ZM214 102V103H215ZM176 103V102H175ZM180 104H183V103H181V102H179ZM179 103H178V105H179ZM207 103V104H208ZM174 104V103H173ZM204 104H202L201 105V107L203 106H205ZM212 105H213V103H211ZM211 104H208V105H211ZM233 104V105H232ZM240 105V106H239ZM245 107V112H244V107ZM97 107H100L99 109H97ZM155 107V108H156ZM179 107V106H178ZM177 107V108H178ZM199 107H200V104H199ZM198 107V108H199ZM203 107L202 108H200V109H203ZM139 108V107H138ZM138 108H135L136 109V112H138V111H142V110H140V109H138ZM152 108H153V110H152ZM208 108V110L210 111V109ZM233 108V109H232ZM249 108H250V110H251V112H250V110H249ZM134 109V108H133ZM135 109H134V111H135ZM157 109V108H156ZM167 109V111L166 112H164V110H166ZM168 109H170V110H168ZM194 109H197V107L196 108H194ZM236 112L235 113V115L234 114H231V113H229V112H234V111ZM149 111V113H147ZM152 111H153V113H152ZM170 111H172L173 113H171ZM176 111H177V113H179V115L176 113ZM198 111H199V109H198ZM238 111V112H237ZM243 111V112H242ZM254 111V112H253ZM191 112V111H190ZM192 112H194V111H192ZM212 112V111H211ZM211 112H210V114H211ZM214 112H213V114H214ZM239 112H240V114H243L242 115V117H241V115L239 116H236L237 115V113L239 114ZM242 112V113H241ZM247 112V116H244V114ZM249 112V113H248ZM160 113H161V111H160ZM159 114V115H158ZM164 114V115H163ZM188 114H189V112H188ZM209 114V113H208ZM208 114H206L205 115V113H204V116H205V120H209V118H210V115H208ZM233 115L232 117H231V115ZM250 114V115H249ZM125 116H126V114H124ZM134 115H135V117H134ZM146 115H148V116H146ZM162 115V116H161ZM172 115H174V117L172 116ZM246 115V114H245ZM155 116H156V118H155ZM160 116V117H159ZM171 116V117H170ZM204 116H201V117H199V120H200V118L202 119V120H204L203 119V117ZM124 117V116H123ZM129 117H127L128 118V120H129ZM150 117V118H149ZM158 117V118H157ZM170 117V118H169ZM187 117H189V116H187ZM212 117H213V115H212ZM234 117H235V119H238V120H236V121H234L235 119H234ZM241 117V118H240ZM244 117V118H243ZM126 118V117H125ZM147 118H148V120H147ZM234 119V120H232V119ZM165 119V120H164ZM171 119H172V121H171ZM184 119H185V121H184ZM230 119V120H229ZM150 120V121H149ZM162 120V121H161ZM169 120V121H168ZM196 120H198V119H196ZM199 120H198V122H199ZM211 120H209V121H211ZM161 121V122H160ZM208 121V122H209ZM231 121H233V122H231ZM148 122H149V124H148ZM151 122V123H150ZM197 122V121H196ZM196 122H195V125H196ZM198 122H197V125H198ZM98 123H100L99 125L100 126H98ZM174 123V124H173ZM181 123V124H180ZM200 123V122H199ZM211 124H213L214 122H210ZM230 123H231V125H232V127H231V125H230ZM256 123H257V125H256ZM260 124V126H259V124ZM161 124V125H160ZM173 124V125H172ZM175 124H178V126L180 125V127H176V125ZM225 124V123H224ZM234 124V125H233ZM251 124V125H250ZM252 124H253V126H255L256 127V129H257V131H256V129L254 128V129H252L253 128V126H252ZM255 124V125H254ZM125 125V124H124ZM127 124L125 125V127L126 128H122V126H120L119 127V129H121L122 131H120V132H123V134L122 133H119V134H121V138H123V139H125L126 138V140H125V142H124V140H123V144H125L126 145V148L127 149H130L131 151H135L136 149H135V147H138L137 149H138V151L140 150V148H141V146H142V144L140 145L139 144V140H141L142 141V139H139V138H137V141H139L138 143L136 142V143H134V141H135V136L133 135V134H135V132H134V129H132L133 130V134L132 135H130L132 138H131V140H130V136L129 135H126V133L128 132V133H131L130 132V126H128ZM141 125H145L144 127L145 128H142V127H140ZM196 125V126H197ZM237 125H239L240 127H241V130L240 129H238V132H237V129L235 130L236 131V133H235V131H231V128H233V127H238ZM102 126H103V124H102ZM131 126V127H132ZM148 126H150V127H148ZM161 126V127H160ZM175 126V127H174ZM261 127V128H259V127ZM147 127V128H146ZM159 127V128H158ZM170 127H171V129H170ZM227 127V128H226ZM239 127V128H240ZM133 128V127H132ZM137 128V129H136ZM139 128V129H138ZM143 130H142V129ZM176 128V130H175V132L177 133V134H175V132H174V129ZM173 129V130H172ZM233 129H235V128H233ZM232 129V130H233ZM243 129V130H242ZM247 129H249V130H247ZM262 130V133H261V131L260 130ZM126 130H128L127 132H126ZM146 130H148V131H146ZM151 132H150V131ZM164 130V129H163ZM162 130V131H163ZM171 130V132L173 133H170L169 131ZM229 130V131H228ZM116 131V130H115ZM156 131V132H155ZM179 131H180V129H179ZM215 131H216V129H215ZM246 131H248V133L246 132ZM256 131V132H255ZM106 132V134L104 135V133ZM243 132H241V133H243ZM252 132V133H253ZM144 133V141H145V139H148V138H150V137H148L146 134ZM219 133V134H218ZM108 134V135H107ZM115 134H116V132H115ZM175 134V135H174ZM218 134V135H217ZM231 134V135H232ZM248 134V135H247ZM104 135V136H103ZM107 135V136H106ZM124 135H126L127 137H125ZM154 135V136H153ZM197 134H195V136H196ZM221 135V136H220ZM247 135V136H246ZM258 135H260V136H258ZM117 136H118V133H117ZM117 136L116 137H114V138H117ZM124 136V137H123ZM134 136V137H133ZM172 136H174L173 138H171ZM194 136V137H195ZM239 136H241V135H239ZM246 136V137H245ZM103 137L105 138V140L103 139ZM148 137V138H147ZM165 137V136H164ZM197 137V136H196ZM216 137H217V141H219V142H217L216 141ZM218 137H220V138H218ZM98 138V139H97ZM112 138V137H111ZM171 138V139H170ZM237 138V137H236ZM113 139V138H112ZM110 140V141H112L113 142V140H115V139H113V140ZM134 139V140H133ZM167 139V138H166ZM213 139V140H212ZM104 140V141H103ZM121 140V139H120ZM129 140H130V142H129ZM168 140V139H167ZM258 140V141H257ZM87 141H88V143H87ZM133 141V142H132ZM143 141V142H144ZM213 141V142H212ZM225 141H226V143L228 142V143H230L229 145H228V143L227 144H225ZM234 141H236V143L234 142ZM254 141V142H253ZM129 142V143H128ZM110 143V142H109ZM127 143L129 144V145H127ZM210 143H212V144H210ZM216 143L217 144H219V145H216ZM251 143V144H250ZM86 144V145H85ZM110 144H112V143H110ZM130 144H132L131 146L132 147H130ZM136 144V146H134ZM228 145V147H229V149L228 150H226L227 149V146ZM235 145H237L236 147H234ZM250 145V146H249ZM215 146V147H214ZM218 146V147H217ZM239 146V147H238ZM242 146H249V148L247 149L246 147V149L244 148V147H242ZM83 147V148H82ZM233 147V148H232ZM262 147V148H261ZM134 148V149H133ZM231 148V149H230ZM259 148H261V149H259ZM133 149V150H132ZM210 149H211V151H210ZM236 149H238V150H236ZM242 149H244L242 152H241V150ZM246 150V151H245ZM253 150H257V152L256 151H254V153H251ZM218 151V152H217ZM227 151H228V154L229 155H231V157H232V159L231 158H229L228 156H227ZM258 151H259V153L261 154H259L258 153ZM260 151H262V152H260ZM230 152V153H229ZM242 153V155H241V153ZM246 152L248 153V155H246ZM256 152V153H255ZM136 153H138L137 151H136ZM180 153V154H181ZM212 153V154H211ZM238 153H240V154H238ZM187 154V155H186ZM190 154H191V156H190ZM200 154V155H199ZM213 154L215 155V156H213ZM235 154H238V155H241V156H237L236 155V157H234L235 156ZM255 154V155H254ZM257 154H259L258 156H256ZM76 155H79V157H75ZM182 155V156H183ZM223 155V157L225 156V158H227L228 157V160H230V162L228 161V162H226V161H223L222 159H220V158H223V157H221ZM82 156V157H83ZM194 156H196V157H194ZM201 156H203V157H201ZM83 157V158H84ZM201 157V158H200ZM242 157V158H241ZM71 158V159H70ZM76 158H77V160L78 159H80L81 160V163L80 164H83V166H80V169H78L77 170V168H76V166H78V164H74V163H76L77 162V160H76ZM236 158V159H235ZM254 158V159H253ZM164 159V160H163ZM180 159V158H179ZM179 159H178V164H177V161H175V168L173 167L174 166V164H173V168H174V171L173 172H175V173H177V169H178V165H179ZM195 159V160H194ZM218 159V162L215 164V162H216V160ZM239 159V160H238ZM80 160L78 161V162H80ZM89 160V161H88ZM95 159H93V161H94ZM226 160V159H225ZM237 164V166H238V168H236V164L233 162V161ZM84 163H83V162ZM100 161V159H97V160H95L94 162H97L98 164L101 162H99ZM214 161V162H213ZM257 161V162H256ZM88 162V163H87ZM167 162V163H166ZM228 163V164H226V165H224V163ZM233 162V163H232ZM63 163V162H62ZM66 163V162H65ZM96 163V164H97ZM229 163H232V166H230L229 165ZM68 164L66 163V166H68ZM79 164V165H80ZM120 164H124L123 166H127V167H130V166H128L129 165V163H125V162H123V161H121V163ZM221 164V165H220ZM240 164V165H239ZM112 165V164H111ZM164 165H166L167 167H168V169L166 168V166H164ZM218 165V166H217ZM224 165V169H222L221 170V168H222V166ZM66 166H65V168H66ZM164 166V167H163ZM171 166V165H170ZM230 166V167H229ZM95 167V166H94ZM177 167V168H176ZM187 167V169L185 170V168ZM232 167H234V168H236V170L234 169V168H232ZM257 167H259L258 168V170H260L261 169V167H264V164L263 165H258ZM58 168V169H57ZM68 168V167H67ZM66 168V169H67ZM229 168H231V169H233V170H231L230 171V173H227V169H229ZM71 169V170H72ZM83 169H85V170H83ZM167 169V170H166ZM176 169V170H175ZM239 169V170H238ZM263 169V168H262ZM261 169V170H262ZM68 170V169H67ZM70 170V171H71ZM81 170V171H80ZM94 170V169H93ZM161 170V171H162ZM215 170V171H214ZM224 170V171H223ZM257 170V169H256ZM73 171H71V172H73ZM223 171V172H222ZM233 171V172H232ZM255 171V170H254ZM254 171L251 173V174H253L254 173ZM210 172V173H209ZM229 172V171H228ZM241 172V173H240ZM264 171H262V173H263ZM163 173V172H162ZM183 173H184V175H183ZM214 173V174H213ZM221 173H223V174H221ZM209 174V175H208ZM225 174V176L227 177L228 176V179L225 177V176H223V177H221L222 175H224ZM56 175V174H55ZM163 175V174H162ZM180 175V176H179ZM210 175H211V177H210ZM232 176V178L235 176V178H230V176ZM234 175V176H233ZM240 175H242V176H244L245 178H243L242 179V176H241V179H240ZM247 175V174H246ZM261 175V174H260ZM31 176V177H30ZM46 177V178H42V177ZM52 176H53V178H52ZM81 176H82V178H81ZM168 176V177H167ZM214 176V177H213ZM262 176V178L264 179V175H261ZM221 177V178H220ZM161 178V179H162ZM211 178V179H210ZM162 179V180H163ZM214 179H216V182H218V184L220 185V187H219V185H216L215 183H213L212 185V187H211V181L210 180H212L213 182H214ZM164 180H163V182H164ZM205 180H207V181H205ZM222 180H223V184H220V182H222ZM227 180V182L225 183V181ZM233 180H235V181H233V183H235L236 182V184H231V185H228V183L230 184V183H232V181ZM242 180H244V184H247V187H246V189H247V192H245V193H247V194H245L244 192V196H242V198L241 197H239L240 196V192H242L241 190H242V188L243 187H241L242 186V184L240 183V182H242L243 183V181ZM88 181V180H87ZM180 181V180H179ZM204 181H205V183H204ZM231 181V182H230ZM248 181V182H247ZM261 181V180H260ZM167 182L165 183L166 185L168 184ZM261 183L263 184H260V182H257V183H253L254 184V186H255V184H260V185H262L263 187H264V181L262 182L261 181ZM76 184V185H75ZM168 184V185H169ZM174 184V183H173ZM176 184V183H175ZM176 184V185H177ZM207 184V185H206ZM214 184H215V186H214ZM243 184V185H244ZM66 185H65V187H66ZM75 185V186H74ZM228 187H227V186ZM173 186V185H172ZM209 188H212V189H209V190H207V188L208 187ZM230 186H232L231 188H229ZM236 186V187H235ZM239 186V187H238ZM32 187V186H31ZM30 187V188H31ZM77 187L79 188V184L77 185ZM174 187H176L175 185H174ZM203 187V186H202ZM213 187H215L217 190H219V191H217V190H215ZM219 187V188H218ZM224 187H225V189H224ZM244 187H245V185H244ZM257 186H255V187H253L252 189H250V191H251V193H252V191H253V189L254 188H256ZM258 187L261 189V186H259L258 185ZM177 188V187H176ZM185 188L187 189V190H192L193 192H194V194H193V192L192 191H184L185 190ZM205 188V187H204ZM222 188H223V190H222ZM230 190H232V191H229V189ZM39 189V190H40ZM64 189V188H63ZM178 189V188H177ZM220 189H221V191H220ZM227 189V190H226ZM264 189V188H263ZM262 189V190H263ZM32 190V189H31ZM130 190H131V188H130ZM176 190V189H175ZM180 190V189H179ZM179 190H178V194H179ZM225 190V192H223ZM236 190V191H235ZM243 190H245V189H243ZM255 190V189H254ZM258 190V189H257ZM32 191H34V188H33V190ZM51 192L53 191L54 192V190H50ZM77 191H78V189H77ZM200 191V193H198ZM203 191V190H202ZM203 191V192H204ZM206 191H208V193L206 192ZM229 191V192H228ZM233 191H235V192H233ZM239 191V192H238ZM44 192V191H43ZM46 192V191H45ZM63 192V194H61V196H60V194L58 193V194H56V193H54L56 196L57 195H59L60 196V198L61 197H63L64 196V194L65 193H67L65 190L64 191H62ZM189 192H190V194H189ZM195 192H197V193H195ZM211 192V193H210ZM215 192H217V194L218 195H216V194H214ZM219 192H221V193H219ZM232 192V193H231ZM236 192H237V195H236ZM255 192V191H254ZM253 192V193H254ZM29 193V192H28ZM69 193V192H68ZM185 193H184V195H185ZM235 195H234V194ZM243 193H242V195H243ZM264 193V192H263ZM27 194V193H26ZM25 194V195H26ZM178 194H176L177 196H180V194L178 195ZM206 194H208L207 196H206ZM209 194H210V196H209ZM219 194H221V195H223V196H221V197H219L220 195ZM224 194H226L227 196V198L228 199H226L225 198V196H224ZM229 194V195H228ZM255 194V193H254ZM253 194V195H254ZM21 195V194H20ZM79 195V194H78ZM202 195H203V197H202ZM247 195V196H246ZM257 196L256 197H258L259 198V196L261 197L259 200L260 201H262V203L260 202L259 203V205L260 204H263V202H264V199L262 200V198H264V194H261L260 193V195H258V194H256ZM7 196V197H6ZM14 196V197H13ZM27 196V195H26ZM28 196H30V193H29V195ZM187 196L185 195V196H183L184 198H187ZM206 196V197H205ZM212 196H214L215 198H213ZM229 196V197H228ZM235 196V197H234ZM1 197V198H2ZM21 197H23L22 195H21ZM64 197V198H65ZM72 197L74 198V199H72ZM79 197V196H78ZM181 197V196H180ZM200 197H202V198H200ZM206 199H205V198ZM218 197L220 198L219 200H218ZM233 197V198H232ZM239 197V198H238ZM244 197H246V198H244ZM15 198V199H16ZM27 198H31V197H27ZM58 198V197H57ZM64 198H61V202L64 200ZM199 198V199H198ZM212 198V199H211ZM244 198V199H243ZM257 198V199H258ZM19 199V198H18ZM18 199H17V201H18ZM76 199V200H75ZM79 199V198H78ZM189 199V198H188ZM204 199V200H203ZM216 199V200H215ZM223 199V200H222ZM224 199H225V201H224ZM256 199V198H255ZM13 200V199H12ZM11 200V201H12ZM20 200H21V198H20ZM25 200H27L26 198H23V203H21L22 201H18L19 203H17V201L16 200H14V201H16V202H14V203H17V204H15V206L16 207H12L13 209H12V211L9 213V216H10V214L11 213H15V215L13 214L12 216L13 217H15L16 219H18V217H23V214H25L26 212V215L28 214V212H29V214H31L33 211H34V209L33 210H31V207L29 206V204L31 203H29L28 204V202L27 201H25ZM29 200V199H28ZM57 200V199H56ZM55 200V201H56ZM80 200V199H79ZM222 200V201H221ZM234 200H233V202H234ZM59 201V200H58ZM58 201H56V202H58ZM66 201H63V202H65L66 203ZM190 201V200H189ZM188 200H187V202H189ZM219 203H218V202ZM245 201V202H244ZM258 201V200H257ZM56 202H54V204L56 203ZM60 202V201H59ZM59 202L56 204V205H58L59 204ZM67 202V203H68ZM80 202H81V200H80ZM220 204L219 205V208H218V204ZM221 202V203H220ZM247 202H248V200H247ZM253 202V201H252ZM14 203H13V205H14ZM66 203V204H67ZM68 203V204H69ZM213 203H214V205H213ZM235 203H236V201H235ZM68 204H67V206H68ZM72 204V203H71ZM189 204V205H188ZM202 204H204L205 205V207H206V210H208L207 212H208V214L206 215V213L205 212H203V211H200L199 209L201 208V206L200 205H202ZM209 204V205H208ZM247 204H252V203H247ZM254 206H250L249 205V207H251V208H248L245 204L243 205V207L245 208V209H247V210H251L252 209V207H255V208H259L258 206H256V201L254 200ZM32 205V204H31ZM56 205H54V207H56ZM61 205H62V203H61ZM60 204L58 205V206H61ZM63 205H64V203H63ZM70 205V204H69ZM73 204L71 205V206H73L74 208H76L75 206H74ZM51 206V205H50ZM198 206V207H197ZM199 206H200V208H199ZM217 206V207H216ZM236 206V207H235ZM1 207H3V206H1L0 205V208ZM53 207V206H52ZM61 207H64V206H61ZM72 207V208H73ZM196 207V208H195ZM202 207L204 208V206L202 205ZM210 207V208H209ZM231 207V208H230ZM235 207V208H234ZM25 209V210H21V209ZM33 208V207H32ZM67 208V210H70L69 209V207H66ZM66 208H63L64 210H66ZM71 208V207H70ZM126 208H130V207H126ZM216 209L217 208V210H215V211H218V210H220L221 209V211L222 212H224V214H220V215H218L216 212H215V214H214V212H213V209ZM255 208H253L252 209V211L255 209ZM3 209V208H2ZM49 209H51V208H49ZM54 209V208H53ZM123 209V208H122ZM186 209H184V210H186ZM191 209V210H190ZM198 209V210H197ZM202 209V208H201ZM227 209V210H226ZM232 209V210H231ZM234 209V210H233ZM237 209V208H236ZM16 210V211H15ZM124 210H125V208H124ZM124 210H122V212H124ZM127 210H129V209H127ZM131 210V209H130ZM132 210H134V209H132ZM193 210V211H192ZM194 210H196V213L194 214ZM205 209H204V211H206ZM22 211H24V212H22ZM120 211H121V209H120ZM119 211V212H120ZM192 211V212H191ZM212 211V212H211ZM227 212V214L229 215H227L226 214V212ZM251 211V212H252ZM0 212H2V210L0 211ZM48 212H50L49 210L48 211H46V214L48 213ZM129 212H131V211H127V212H124V213H121L120 212V214H128ZM188 212H189V214L190 213H192L191 214V216L194 214V218L193 219H189V215H188ZM23 213V214H22ZM34 213V212H33ZM51 213H53V212H51ZM183 213H181V214H183ZM200 213V214H199ZM211 213V214H210ZM48 214H50V213H48ZM131 214V213H130ZM181 214H179V215H181ZM197 214H199V216L200 217H202L201 219H203L204 217H206L203 221L204 222H202V220H200V222H198V219H196V217L198 216ZM203 214V215H202ZM213 214V215H212ZM217 214V215H216ZM232 214H233V216H232ZM20 215V216H19ZM32 215V214H31ZM27 216H29V215H27ZM49 216V215H48ZM184 216V215H183ZM190 216V217H191ZM197 217V218H200V217ZM217 216H218V218H217ZM178 217V216H177ZM255 217V216H254ZM253 217V218H254ZM12 218V217H11ZM13 219V221H11V222H16L17 220L16 219ZM61 217H59L58 219H60ZM210 218L212 219V220H210ZM252 218V219H253ZM256 218V217H255ZM23 219H24V217H23ZM216 219H218V222L221 224V222H220V220H224L225 221V223L226 224H224L223 225V223H222V227H224V228H221L220 227V224H218L219 225V227L220 228H218V226L216 227V228H218V230H220V231H216V230H214V228H210L211 226H214V224H215V220ZM258 219H257V221L256 222H259L258 221ZM12 220V219H11ZM18 220H20L21 221V219H18ZM214 220V221H213ZM240 220H242V221H240ZM243 220H246V221H244V224H243ZM224 221H222V222H224ZM250 221V222H249ZM198 222V223H197ZM245 222H246V226L247 227H249L250 225V227L249 228H246V226H245ZM251 223V224H247V223ZM254 222V221H253ZM255 222V223H256ZM217 223V222H216ZM212 224V225H211ZM234 225H233V227H234ZM249 225V226H248ZM209 226V227H208ZM206 227V228H205ZM215 227V226H214ZM232 227V226H231ZM230 227V229H233V227L231 228ZM245 227V228H244ZM199 228H202V232H199L201 235V237H200V239H199V233H198V229ZM244 228V229H243ZM251 228H252V230H251ZM254 228V229H253ZM210 229H213L212 231L214 232H212L211 234H210ZM261 229V230H260ZM208 230V231H207ZM260 230V231H259ZM191 231V232H192ZM204 231H206V233L208 232V234H205L204 233ZM231 231V230H230ZM263 231V232H262ZM190 233V232H189ZM229 233V232H228ZM251 233V237H249V238H247V239H250V240H252L253 241V236H255L254 234H252ZM223 234V233H222ZM219 235L220 236H223V235H221V233H219ZM262 235V236H261ZM216 236H218V234H216ZM230 236V235H229ZM247 236V235H246ZM224 237V236H223ZM243 238H245L244 237V235L242 236ZM248 237V236H247ZM261 238L260 240L258 239V238ZM216 238H218V237H216ZM229 238V237H228ZM227 238V239H228ZM192 239V240H193ZM214 239H215V237H214ZM213 239V240H214ZM204 240V239H203ZM206 241V240H205ZM233 242L235 241V240H232ZM241 240L239 239V240H237L236 242H240ZM248 241V240H247ZM188 244H187V243ZM204 242V241H203ZM235 242V243H236ZM250 242V241H249ZM184 243H186L187 245H184ZM204 243H206L207 244V242H204ZM213 243H215L214 241H209L208 242V245L210 244H212V245H214ZM252 243H254V244H252ZM258 243V244H257ZM219 244V246H221ZM240 244V243H239ZM197 245V246H196ZM250 245V244H249ZM216 247H218L217 245H215ZM201 247V248H200ZM224 247V248H223ZM175 248L176 247H174L173 248V250H175ZM189 248H191V249H189ZM221 248V247H220ZM241 248H244V249H242L241 250ZM245 248H246V250H245ZM221 249V250H222ZM180 250V252L181 253H183V257H181L180 258V256H181V254H179V255H177V253H180V252H178ZM189 250H191V252H189ZM214 250H215V247H214ZM213 250V251H214ZM218 250H220V249H218ZM256 250V251H255ZM184 251V252H183ZM201 251V252H200ZM215 251H217V250H215ZM185 252H187L186 254H185ZM234 253H236L235 255H233ZM188 254V255H189ZM210 254V255H209ZM212 254V255H211ZM194 256H196V257H194ZM179 257V258H178ZM192 260H191V259ZM194 258V259H193ZM190 259V260H189ZM184 261V262H183ZM180 263V264H181Z\"/></svg>",
  "mask_w": 264,
  "mask_h": 264
}]
</instances>
